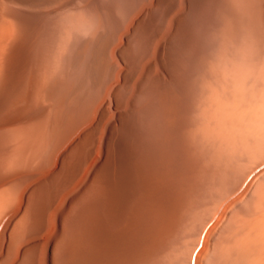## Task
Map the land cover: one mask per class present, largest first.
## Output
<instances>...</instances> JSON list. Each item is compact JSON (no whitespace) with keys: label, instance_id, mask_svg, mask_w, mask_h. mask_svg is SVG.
Returning a JSON list of instances; mask_svg holds the SVG:
<instances>
[{"label":"rangeland","instance_id":"374dc122","mask_svg":"<svg viewBox=\"0 0 264 264\" xmlns=\"http://www.w3.org/2000/svg\"><path fill=\"white\" fill-rule=\"evenodd\" d=\"M0 1H2V0H0ZM4 1V0H3ZM0 2V20H2V19H4L3 17H4V15L3 14H5L4 12L6 11V8H8V4H10V3H8V1H4V2ZM33 1V2H32ZM76 2H77V0H75ZM91 2H93V4H96V2L95 1H97V0H94V1H92V0H90ZM108 1H110V0H108ZM107 0L105 1V0H103V2L104 3H102V1H101V3H100V0L99 1H97V5L96 6H98L99 8H101L102 7V9L105 11V9L107 10L108 8L107 7H109L110 9H114V8H116L117 9V11H119V12H115V9L113 10L114 11V13H116L117 15H115V16H117L118 17V19L120 20H117V17H113L114 19H113V21H112V23L110 24H108V27L109 26H111L112 24H115V23H118V21H119V23L118 24H120L121 23V20H122V17H124V18H126V20H127V22H125L124 20H122L123 22H122V24H124L123 25V27L121 26V28H120V30L122 31H118L119 33L116 35V36H114L113 38L114 39H112V41H113V45L110 47V52H109V50H108V52H109V54L112 56H110L109 55V57L106 55L105 56V58H109L108 59V64L109 63H111L112 64V62H113V64L111 65V69H109V70H113V71H111L112 73L110 74V73H108V69H107V67H109V66H107V63H104V64H106V65H104V67H106V69H105V71L107 70V73L105 72V74L107 75H109L110 76V79L108 78L109 76H107V79H109V80H107L106 81V84H105V88L102 90V95H100V92H97L98 91V89L96 90V91H94L95 92V94H96V92L97 93H99V94H97L96 95V98H95V100L96 101H98V102H96V104H95V100L93 101H89L90 99H87L89 102H87V101H85L86 102V104L84 105L83 104V106L81 107V109H80V115H79V117L80 116H82L83 117V121L85 122H81V124H80V126H82V125H85L87 122V124L86 125H90V123L92 122H94L95 120H93V117H94V114L92 113L93 112V110H95L96 111V109H98L97 111H98V113H95V111H94V113L95 114H97L96 116H95V118L94 119H97L98 117V114L100 113V105H101V103L102 102H100V100H102L103 98H106V100L107 101H109V99L112 97L110 94H111V92L109 93V91L110 90H112V88H113V86H116V84L119 86V87H117V88H119L118 89V91H117V94L119 95V97H118V108H119V110H117V109H115L116 108V104H115V102H114V100H112L113 98H111V101L110 102H112V106L113 107H111V110L113 111H108V113L105 115V116H103V119L100 121V123L98 124V130H97V132H96V137H95V146L96 145H100V140H99V138L101 139V138H103L105 135H107V133H108V130L106 129V126H108V123L109 124H111L112 122H116L117 121V117H118V111L119 112H121V111H123V112H121L122 113V119H121V121L118 123L117 122V127H118V129H117V127H114V131H113V135H115V137H117V136H119V134H127V133H131L134 137H135V139H139L138 141L140 142H138L137 140H133V142L135 143V145L134 144H131L129 147H128V150H126V151H124L126 154L124 155V160L123 159H121V158H119L118 159V161L116 162L117 163V165H115V167H114V174H116V169L118 168V169H120L122 172L121 173H123L124 172V170L127 172L128 171V173H130V172H132V174L130 173V175L129 176H127L126 177V179H125V181H123L122 180V182L120 183V184H118L117 185V187L116 188H114L113 186H112V189H109L110 191H106L105 192V194H104V196L107 198V197H109V199H110V201H112V202H110V201H108L109 199H107V201H106V198H104V200H103V196H102V198H101V200L100 201H97L96 203L98 204V207L100 208V206L99 205H101V207H102V204H104L103 206V208H101V211L100 210H97L96 209V207L93 205V207L91 206L90 207V210L93 212V214L95 215L96 214V216H95V219H96V223H97V220H98V218H99V220H98V223H97V226H96V228H97V234H98V246L99 247H101L102 248V246H103V248L100 250L99 249V247L97 248V253H98V257L101 255V257L103 258V260L104 259H106L105 261H102V258L100 259V258H98V262H99V264L101 263V264H110V263H112V264H115V262L117 263V264H264V0H253V2H252V0H246V1H242V0H222V2H221V0H129L131 3H130V5H129V1L128 0H123V1H121V0H116V1H114V0H112V1H110V3L108 2ZM121 1V2H120ZM134 1V2H133ZM215 1H216V3H215ZM257 1V2H256ZM79 2V3H78ZM77 3L80 5H76L77 7L79 6V7H82L83 8V6H84V3H82L83 1L82 0H80V1H78ZM113 2H116V3H113ZM117 2H119V4H120V6L119 7H121V8H118V5H117ZM126 2V3H125ZM133 2V3H132ZM32 3V4H31ZM33 3H34V5L36 6H34L33 5ZM39 3H41V1H36V0H30L28 3H26L25 5H23V14H24V16L22 17V22H24V27H25V29H27V31H28V29H31L32 27L34 28H36L37 29V31H38V29H39V33L40 34H42L44 31H45V29H46V25H47V20H49L51 17V19H53V22H54V20H55V23H56V21L57 20H59L57 23L58 24H60V25H57V23L55 24V25H57V26H65V27H63L62 29L61 28H59V29H61L62 30V34H60V35H58L59 37H60V39H59V37L57 36V34L59 33L58 31H57V29L58 28H56V34H55V36L56 37H58V38H54V40L56 41H54L53 40V43H54V45H53V43L51 42V44H50V48L52 49L53 47H54V49H55V47H56V50H52L53 52H51V50H49V48H48V52H46V56H45V58H44V61L46 60V61H49V59L47 60L46 59V57H48V58H52V60H53V62H51L50 63V65L53 63V65H54V69L52 70L53 72H52V74L51 73H49V71H47V73L48 74H51V75H54L55 73H57L59 70H60V67H61V65L63 64V61H64V57H65V52H66V49H67V47H69L68 45L71 43V41H72V38L74 37V36H72L71 34H72V31H79L77 34L79 35L81 32L83 33H89L91 30H93V28H94V26H96V25H99L100 27H101V25L98 23V20H97V17L95 16V18H94V16H92V15H88L87 13H85L86 11L84 10V9H86V4H85V6L86 7H84L83 8V10H82V12H84V13H79V11H81L80 10V8L77 10V7H75V5H72V6H69L70 8L72 7H75V8H71V9H67V7L68 6H66V7H62V8H59V9H61V13H58L59 11H55V12H57V16H56V13L53 11V12H51L49 15H47L46 13H47V11H49L48 10V7H46L45 8V5H43V4H39ZM109 3V4H108ZM111 3H113L114 4V6H113V4L111 5ZM136 3V4H135ZM219 3V4H218ZM254 3L256 4V5H254ZM259 3H261V4H259ZM28 4V5H27ZM83 4V6H81ZM100 4H102L101 6H100ZM109 6H108V5ZM123 4V5H122ZM126 4V6L124 7V5ZM133 4H135V5H133ZM214 4H215V6H214ZM220 4H221V6H220ZM222 4H224L223 5V7H222ZM105 7H104V6ZM233 5H234V7H233ZM259 5V6H258ZM113 6V7H112ZM129 6V8L130 7H134L135 8V10L133 9V12H131L129 15H127L126 16V14H127V10L129 9V8H127ZM104 7V8H103ZM213 7H215V8H213ZM219 7V8H218ZM31 8V11H29V9ZM32 8H34V9H32ZM36 8V9H35ZM63 8H64V10H63ZM66 8V9H65ZM222 8V9H221ZM39 9H42V10H40V11H38ZM59 9H57V10H59ZM76 9V11H74ZM120 9H122V11L120 10ZM210 9H214V11L213 10H211L212 12H210ZM218 9V10H217ZM225 9V10H224ZM8 10V9H7ZM37 10V11H36ZM52 10V9H51ZM123 10H125L126 11V14L123 16V14H122V12H123ZM220 10V11H219ZM219 11V12H218ZM222 11H224V16L226 17H224V22H223V20H222V16L223 15H221L222 14ZM225 11H226V14H225ZM28 12H29V14H28ZM37 13V15H36V13ZM121 12V13H120ZM135 12H137V13H135ZM140 12V13H139ZM143 12H145V13H143ZM220 13V15L218 14V13ZM229 12V13H228ZM27 13V14H26ZM35 13V14H34ZM55 13V14H54ZM123 13H125V12H123ZM135 13V14H134ZM143 13V14H142ZM212 14V16H211V14ZM230 13H232V14H230ZM33 14V15H32ZM81 14V15H80ZM87 14L88 16H85V15ZM134 14V15H133ZM141 14V16H139ZM2 15H3V17H2ZM40 15V16H39ZM41 15H42V18H41ZM119 15V16H118ZM231 15V16H230ZM257 15V16H256ZM35 16V17H34ZM45 16V17H44ZM55 16V17H54ZM133 16H134V18L135 17H140V21H139V24H138V29L139 30H137V32H139V33H137L136 32V34L134 35L135 37H136V35H137V37H136V41H135V37L133 36V37H131V40H132V43H131V40H130V44L131 45H133L132 47H131V45H130V56H129V62L131 63L130 64V68H129V71H130V73H129V71H127V73L129 74H127L126 73V75H125V79L124 78H122V76H121V73H120V71H121V69L122 68H126L125 66H126V64L124 63V61L123 60H121V57L117 54V51L116 50H113L114 49V47L115 46H118L119 44H118V42H119V40L120 39H118V37L120 38V36H121V41L123 40L122 39V35L120 34V33H124V32H126L127 30H128V27H127V29L125 28V26H127V24H128V26L130 25V22H132V21H130V19H132L133 18ZM212 18H211V17ZM218 16V19L216 18ZM29 17H30V19H29ZM48 17H49V19H48ZM120 17H121V19H120ZM132 17V18H131ZM208 17H210V18H208ZM219 17H220V19H219ZM228 17V18H227ZM229 17H230V19H229ZM28 18V19H27ZM40 18H41V20L42 21H40ZM57 20H56V19ZM91 20H90V19ZM130 18V19H129ZM257 18V19H256ZM34 19V20H33ZM38 21H37V20ZM50 19V20H51ZM73 19V20H72ZM92 19H94L93 21H92ZM143 19V20H142ZM228 20V22H225V20ZM28 20H30L29 21V23L27 22ZM89 20V21H88ZM96 20H97V22H96ZM116 20H117V22H116ZM210 20H211V23H210ZM221 20V21H220ZM226 20V21H227ZM232 22H231V21ZM239 20L240 21H242L243 23H241L240 22V24H242V36H244V40H243V38H242V40H243V42H241V40L240 41H238L242 36L240 35V38L238 37L239 35H237L236 33H238V30H239V32H240V29H241V26L238 28V26H237V24H239V23H236V22H239ZM76 21H77V24H76ZM205 21L206 22H208V24L211 26H209V25H207V23H205ZM214 21V22H213ZM219 21V22H218ZM33 24H32V23ZM37 22V23H36ZM39 22H41L40 24L43 26H41L40 24H39ZM193 22V23H192ZM221 22H223V23H221ZM230 22V24H229V27L230 28H232L231 29V31H232V33H235V34H231V32L229 31V35L224 39V38H221L220 36H222V28H221V26H223L224 27V23H226L227 24V27H228V23ZM245 22V23H244ZM36 23V24H35ZM71 23H73L72 24V26H73V28H71L72 26H71ZM93 23H96V25L95 24H93ZM213 23V24H212ZM232 23V24H231ZM259 23V24H258ZM38 24V25H37ZM43 24H45V25H43ZM62 24V25H61ZM68 24H70V26H68ZM178 24V25H177ZM206 24V25H205ZM220 24H222L221 26H220ZM234 24H236V26H237V28L236 29H238L237 31H236V29L234 30V27L232 26V25H234ZM239 24V25H240ZM26 25H27V27H26ZM28 25H29V27H28ZM31 25V26H30ZM37 27H36V26ZM94 25V26H93ZM258 25L260 26V28L258 27ZM41 26V27H40ZM93 26V27H92ZM143 26H144V29H143ZM220 26V27H219ZM67 27H69L70 29L69 30H67ZM80 27V28H79ZM204 27H206L207 28V30L204 28ZM210 27V29H208ZM257 27V28H256ZM41 28V29H40ZM77 28V29H76ZM99 28V27H98ZM110 28V27H109ZM124 28V29H123ZM215 28H218L219 29V31H218V29H215ZM225 28H226V25H225ZM64 29H66V30H64ZM91 29V30H90ZM95 29H96V27H95ZM123 29V30H122ZM215 29V30H214ZM61 30H59V31H61ZM87 30H89V31H87ZM125 30V31H124ZM94 31V30H93ZM124 31V32H123ZM200 31V32H199ZM210 31V32H209ZM213 31L215 32V34H217L218 32H220L221 31V35H218L219 37V39L221 38V39H224L225 41H226V46L227 47H232L233 45L231 44L230 46H228V42L230 41V37H232V35H235L234 37H232L233 38V40H235V41H233V42H235V43H237V46H240V47H238V50H237V47H236V52L232 55V57H227L228 56V54H226V52H225V50H224V48L223 47H225V44H224V46H222L220 43H221V41H219L218 39H214L215 41H216V43H215V41H213V37L215 36L214 34H213ZM234 31V32H233ZM71 32V33H70ZM92 32V31H91ZM175 32V33H174ZM204 32V33H203ZM207 33V34H206ZM211 35H210V34ZM84 34V35H85ZM203 34H206L205 36L203 35ZM239 34V33H238ZM244 34V35H243ZM73 35H75L76 36V34L75 33H73ZM77 35V36H78ZM120 35V36H119ZM140 35V36H139ZM173 35V36H172ZM202 35H203V38L204 39H206L207 38V40H204L203 38H202ZM208 35V36H207ZM214 35V36H213ZM224 35H226V34H224ZM223 35V36H224ZM231 35V36H230ZM72 36V38H71V41L69 42V44H67L68 43V41H69V39H70V37ZM80 36H83V35H80ZM79 36V37H80ZM201 36V37H200ZM213 36V37H212ZM237 36V37H236ZM212 37V38H211ZM217 37V36H216ZM225 37V36H224ZM137 38H139V42H138V39ZM202 38V40H199V39H201ZM208 38H210V39H208ZM215 38V37H214ZM236 38H238V40L236 39ZM58 39V40H57ZM197 39V40H196ZM62 40V41H61ZM116 40V41H115ZM208 40H211V41H208ZM237 40V41H236ZM196 41H203V43L202 44H200L199 42H197L196 43ZM114 42H115V44H114ZM136 44H135V43ZM206 42H207V44H206ZM217 42H218V44H220V46H222V48L218 45L217 46ZM238 42L240 43L241 42V45H242V47H241V45H238ZM60 43V45H58ZM121 43V42H120ZM191 43V44H190ZM213 43V44H212ZM214 43H215V45L217 46L216 48H218V49H213L212 47H215L214 46ZM222 43H225L224 41H222ZM230 43V42H229ZM234 43V44H235ZM57 44V45H56ZM117 44V45H116ZM194 44H197V45H195V48H194ZM198 44H199V46H198ZM212 44V46H210ZM62 45V46H61ZM202 45V46H201ZM209 46V47H207V46ZM183 46V47H182ZM191 46H193V48H194V50H193V53L192 52H189L191 49H190V47ZM198 46V47H197ZM198 48V51H197V48ZM208 48V49H205V48ZM220 47V48H219ZM133 48H134V50H133ZM202 48V49H201ZM204 48V49H203ZM171 49V50H170ZM177 49V50H176ZM190 49V50H189ZM215 50V51H213V50ZM232 50H233V48H231ZM231 49H230V51H231ZM59 50V51H58ZM191 50V51H192ZM197 52H196V51ZM218 50V51H217ZM226 50H228V48L226 49ZM86 51V50H85ZM84 51V53L86 54V57H84L85 55H83V52L81 51V59L82 60H85L84 58H87V56H88V51H89V49L87 50V52H85ZM134 51V52H133ZM195 51V52H194ZM209 51V52H208ZM215 53L216 52V54H217V52H221L222 53V55H224V57L222 56V55H220L219 53H218V55H220L221 57H223V58H225V55H226V58H227V60H228V58H229V63L227 62V60H224V64L222 63V65L220 64L221 63V60L222 59H220V57H218V60L216 59H214V64H215V62L216 61H218L219 62V64H217V66H216V64H215V68H217V71L220 73V74H222V76H224L225 78L227 77V79H228V83L227 84H225L224 85V87L225 88H227V89H229V91L228 90H226L227 92L224 94V90H225V88H223V86H221V88H223V91H222V94H223V98L224 99H221V96H222V94H221V91H220V93L218 92V90H219V88H218V86L216 85H213V88H214V86L215 87H217V89L215 88L214 89V91L212 92L211 90H213V89H211L210 87H212L211 85H210V87L209 88H206L205 86V90H203L202 89V91H205L204 93V95H207L206 93H208V96L210 95H212L214 92H215V90H217V92L219 93V95H220V98H219V96L218 95H216L217 94V92L215 93V97H213L212 99H211V97L213 96H209V100L211 99L212 101L210 102L209 100V102H210V105L212 104V102H215V106H217L218 104H219V109L220 110H217V112H218V118L216 117V115L214 114V113H211L213 116L215 115V117H216V122H215V124H214V122L212 121V123L214 124H212L213 126H214V129H213V134L212 135H214V138L212 137V135L210 136V137H212V142H211V140H210V143L209 142H207V143H203V142H206L205 140H206V138L207 137H209L207 134H206V132H205V134H206V136L207 137H205V140L202 138V137H204V135L201 133L202 132V129L200 130V128H202V126L201 125H203V124H201L202 122V118H200V119H202L201 121H199V123L200 124H198V121H196L197 122V127H198V129H199V132H200V134H202L200 137L199 136H197V133L199 134V132H197L196 133V137L198 138H201V140L199 141V138L197 139L194 135H192L191 137H195L196 139H193V138H191V140H192V145H194V146H200L201 144V146L199 147V152L197 151V153H199L200 155H198V156H202V157H206L207 156V158H203L202 159V157H200V162H201V165L203 166V164L205 165L204 167L208 170L209 169V171L211 170V172H209V171H207L206 169L204 170V171H201V173H200V179H198V182L196 183L197 185H196V187H197V189L195 190L194 189V192H195V194H194V196H195V200L193 199L194 198V196H192V198L191 199H189L190 200V202L192 201V199H193V201H194V203H195V205L191 208V207H188L189 206V204H190V206H192L194 203L193 202H191L192 203V205H191V203H189L188 204V206L186 205V207L182 210V212H184L185 211V209H186V211L185 212H188L187 213V215H186V213L184 212V213H182L181 212V217H179L180 218V221H179V219H177L176 217H174L173 215H174V213H173V211L175 210V208H176V202H178L179 201V199H178V196H179V194L181 195V192H182V189H183V187H184V185L182 186V184H186L187 183V181H186V179H189V173L190 172H188L189 171V169H186V167L188 166V163H187V165L185 164L186 162H188V161H186L187 160V153H186V150L185 149H182V146H181V142H182V136H181V133H180V135H179V132H181V127H182V124H180L179 126V130L178 129H176L177 130V134H176V130L174 131V129L175 128H178V124H179V122L180 123H182V120L184 119V114H186L184 111H186L187 110V100H188V92H189V84H190V78H191V72H192V68H193V65H194V63L193 62H195V59L202 53L203 55H207L205 58L207 59L208 58V60H205L204 59V57H203V59L204 60H202L203 62V64H206V65H203V64H201V72L202 71H205L206 70V66L210 63V60L212 59L213 60V56H217V55H215L213 52ZM229 50H228V52H230ZM235 51V50H234ZM116 52V53H115ZM188 52V53H187ZM204 52V53H203ZM213 53L212 55L213 56H211V54L209 55V53ZM53 53H54V57H52V55H53ZM67 53V52H66ZM135 53V54H134ZM187 53V54H186ZM200 53V54H199ZM208 53V54H207ZM232 53V52H231ZM231 53H229L230 54V56H231ZM48 54V55H47ZM59 54V55H58ZM117 54V55H116ZM133 54V55H132ZM192 54V55H191ZM195 54V55H194ZM63 55V56H62ZM132 55V56H131ZM182 55H183V57H182ZM190 55V56H189ZM195 57H194V56ZM202 55V56H203ZM62 56V58L59 60V58ZM119 56V57H118ZM135 56V58H133ZM141 56V57H140ZM180 56V57H179ZM191 56H193L192 58H194L193 60H192V58H191ZM197 56V57H196ZM210 58H209V57ZM84 57V58H83ZM114 57L116 58V61H114L115 59H114ZM182 57V58H181ZM187 57V59H189L188 57H190V61L192 62H189V60L187 61L185 58ZM119 58V59H118ZM181 58V59H180ZM225 58V59H226ZM113 59V60H112ZM134 59V60H133ZM163 59V60H162ZM177 59V60H176ZM182 59H184V63H185V61H187L186 63H187V67L185 68V64L184 63H182ZM62 60V61H61ZM119 60V61H118ZM136 60V61H135ZM162 61V63H163V65L165 66V70L163 69V67H162V65H161V63L160 62H158V61ZM7 61H8V59H7ZM55 61V62H54ZM120 61H122V62H120ZM132 61V62H131ZM145 61H146V63H145ZM148 61H150V62H148ZM151 61H152V63H151ZM156 61V62H155ZM177 61V62H176ZM206 61V62H205ZM223 61V60H222ZM261 61V62H260ZM61 64V65H59V63ZM105 62H106V60H105ZM115 62H119V63H122V65L124 66V67H122V65L120 64V65H118V64H116ZM166 62V63H165ZM188 62H189V64H188ZM209 62V63H208ZM217 62V63H218ZM234 62V63H233ZM242 62V63H241ZM44 63H48V62H44ZM136 63V64H135ZM226 63V64H225ZM231 63V64H230ZM46 64H44V67L45 68H48V67H46ZM49 64V63H48ZM57 64L59 65L58 67H55V66H57ZM136 66V69H135V67L133 66ZM151 64H152V66H151ZM178 64H179V66H178ZM181 64H183V65H181ZM193 64V65H192ZM211 64H213V62L211 63ZM210 64V65H211ZM7 65H8V63H6L5 64V66L7 67ZM50 65H47V66H50ZM115 65H117V67L119 66H121L122 68H115L116 66ZM133 67H132V66ZM150 65V66H149ZM176 65H177V68H176ZM192 65V66H191ZM226 65V66H225ZM175 66V67H174ZM189 66L191 67L190 69H189ZM213 66V65H212ZM222 66V67H221ZM114 69H113V68ZM132 67V68H131ZM150 67V68H149ZM176 69H174V68ZM181 67H184V68H182L181 69ZM203 67H204V69H203ZM208 67H210L209 65H208ZM52 68V65L50 66V69ZM134 68V69H133ZM138 68V69H137ZM158 69L157 71H156V69ZM178 68L180 69V70H182V71H177L178 70ZM227 68V69H226ZM229 68V69H228ZM152 69V70H151ZM188 72V74H187V72L185 71V70ZM7 70V69H6ZM25 70V69H24ZM46 70V69H45ZM48 70V69H47ZM115 70V71H114ZM116 70H117V72H116ZM118 70H120V71H118ZM134 70V71H133ZM208 70V71H207ZM206 71H207V73H205L206 74V77L207 78H209V76H207V74L208 75H211L212 77H210V81H212V84H213V80H211L213 77H214V79L216 78L215 77V74H212V73H214V72H211L210 70H209V68L207 69ZM232 70V71H231ZM133 71V72H132ZM137 71V72H136ZM150 71V72H149ZM172 71H176V72H172ZM213 71V70H212ZM215 71V70H214ZM217 71H215V72H217ZM223 71V72H222ZM157 72V73H156ZM182 72V73H181ZM186 72V74L185 75H183L184 73ZM208 72H210V74L208 73ZM232 72H233V74H232ZM114 73V74H113ZM133 73V74H132ZM135 73H137V74H135ZM152 73V74H151ZM154 73H156L157 74V76L154 74ZM163 73H165L164 75H163ZM169 73V74H168ZM112 74H113V78H111V76H112ZM116 74L118 75V77H116V79H118V81L115 79V76H116ZM172 74V75H171ZM176 74V75H175ZM205 74L203 75V73H202V75L205 77ZM218 74V73H217ZM220 74H218L219 76H220ZM106 75H105V77H106ZM145 75H147L148 77L146 78V76ZM149 75H150V78H149ZM165 75L167 76V79H166V77H165ZM170 75V76H169ZM179 77H178V76ZM214 75V76H213ZM217 75V76H218ZM233 75V76H232ZM119 76H120V79H119ZM127 76H128V78H127ZM132 76H133V79H131L132 78ZM137 76V77H136ZM163 76V77H162ZM185 76V77H184ZM187 76V77H186ZM202 76V77H203ZM217 77V78H219L220 79V81H221V78L220 77ZM137 78V80L135 81V78ZM144 77V78H143ZM162 77V78H161ZM168 77H169V81H168ZM177 77V78H176ZM182 77V78H181ZM190 77V78H189ZM148 78L150 79V81L148 80ZM156 79V80H153V79ZM160 78V79H159ZM179 78H181V79H179ZM186 80H185V79ZM223 78V77H222ZM224 78V79H225ZM112 79H114V80H112ZM128 79V80H127ZM166 79V80H165ZM176 79L177 80H182V79H184V80H182V81H185V82H182V81H176ZM227 79H226V81L225 82H227ZM121 82H120V81ZM125 80V81H124ZM143 82H142V81ZM173 82H172V81ZM189 82H188V81ZM196 80H198V81H196V85L198 86V88H197V91H196V89L195 90H193L194 89V87L196 88V85L193 87V89H192V92H191V98L192 99H194V100H196L197 98H199V100L197 101L198 103H199V105H202V103H201V97H203V99L205 98V96H201V94L202 93H200V95H199V97H197L198 95H197V93L198 92H200V84L201 83H203V82H200V80H203V78H198V79H196ZM205 80L207 81V79L205 78ZM205 80H203V81H205ZM110 81V82H109ZM127 81V82H126ZM138 81V82H137ZM140 81H141V83H140ZM144 81H146V82H144ZM152 81H154V82H152ZM155 81H157V82H155ZM160 83H159V82ZM163 81V82H162ZM216 81V80H215ZM214 81V84L216 83ZM217 81H218V79H217ZM222 81H223V79H222ZM223 81V82H224ZM111 84H109V83ZM112 82H117L115 85L113 84V86H112ZM135 82H136V84H135ZM150 82V83H149ZM175 82H176V84H175ZM182 82V84H180ZM188 82V83H187ZM222 82V83H223ZM224 82V83H225ZM127 83H129L130 85H129V87H128V84ZM145 83V84H144ZM148 83V84H147ZM163 83V84H162ZM165 83V84H164ZM167 83V84H166ZM171 83H173V85L175 84V86H174V88L175 87H179L178 89L177 88H173V86H172V89H174V91L175 90H178V92L176 91V93H179L178 95H181V93H185V94H183V96H178L179 98H180V100L178 99H176V102L178 103V101H180L179 103H180V105H179V103L176 105L175 103V101H173L174 102V104L176 105V107L178 106V108H180V106H181V108H182V112L179 110V114L178 115H176V116H178V117H174L175 119L177 118V120H178V118L180 117L179 115H181L180 113H182V115H181V117L179 118L180 120H179V122L177 121V120H173V122L171 123V126L172 125H174L175 127H170L169 126V123H168V126H169V128H168V126L165 128L166 130H165V132H164V130H163V132L164 133H166L167 134V132H168V129H169V133L171 132V129H172V131H174V132H172V135H173V133L174 134H176V135H174V137L175 136H177V140L171 135V133H170V139H169V137L167 136L166 137V139L168 138L169 140H171V141H177V142H179V143H177V142H174V143H177V145H179L178 147H177V145L176 144H172L171 145V143H173V142H171V141H169L168 139L166 140V142L168 141V142H170V146L169 147H167V148H165V149H167L166 151H168V152H166V154H167V156L166 155H163V156H161V152H159L160 150H162L161 148H163V147H161V146H163V145H161L162 144V142H163V144H165L166 146H167V143L164 141L165 139V135L166 134H163V132H160V131H162V129L163 128H160V130H159V127L160 126H163L164 125V120H163V116L161 115V113L159 112L160 110H161V108H160V106L161 105H159V100L157 99L156 100V98H161V94H159L160 93V91L159 90H165V89H169V90H165V91H162L161 93L166 97V94H164V93H167V91H169L170 92V94H171V92H174V91H170L171 90V86H170V84ZM179 83V84H178ZM187 84L188 85V88H187V85H186V88H185V85L184 84ZM195 83V82H194ZM198 83H200V84H198ZM221 82H220V85L222 84ZM154 84H156V85H154ZM160 86H159V85ZM210 84V83H209ZM111 88V89H108V86ZM126 85L127 87H128V89L126 88V86H125V89H124V86ZM131 85H133V87L131 86ZM135 85V86H134ZM142 85V86H141ZM148 85V87L150 88H148V87H146ZM149 85H152V86H149ZM155 87H154V86ZM167 87H165V86ZM168 85H169V87H168ZM172 85V84H171ZM182 85V86H181ZM184 85V86H183ZM202 85V84H201ZM223 85V84H222ZM227 85V86H226ZM123 87L122 89H121V87ZM139 86V87H138ZM141 86V87H140ZM209 86V85H208ZM106 87H107V89H108V93H106L107 91H106ZM136 89H135V88ZM163 87V88H162ZM145 88H147L146 90H147V93H149V94H147L145 91ZM158 90H157V89ZM161 88V89H160ZM220 88V89H221ZM3 89L4 90H1V92H0V108L1 107H3L5 110H7L8 109V104L9 103H7L8 101L10 102V100H11V95H13V93H11V92H9L10 91V89H8V87H6V86H3ZM8 91H7V90ZM130 89L132 90V91H134V96L133 95H129V93H132L131 91H130ZM145 91H144V90ZM158 91V94H156V90ZM188 89V90H187ZM206 89H208L207 91H206ZM129 90V91H128ZM136 90H138V91H136ZM141 92H140V91ZM153 90V91H152ZM181 90H182V92H181ZM185 90H186V92H185ZM222 90V89H221ZM3 91V92H2ZM121 91H123V93L121 92ZM124 91H125V93H124ZM150 91V92H149ZM156 91V92H155ZM197 92V93H194V92ZM8 92V93H7ZM120 92V93H119ZM143 92V93H142ZM169 92H168V94H169ZM1 93H2V95H1ZM10 93V94H9ZM139 93H140V100L138 99L139 97H138V95H139ZM141 93H142V95H141ZM151 93V94H150ZM212 93V94H211ZM3 94H5L6 96H3ZM108 94V95H107ZM125 94H126V97H125ZM133 94V93H132ZM137 94V95H136ZM145 94H146V96H145ZM154 95V97H153V95ZM169 94V95H170ZM173 94H175V92L173 93ZM187 94V95H186ZM196 94V97L197 98H194V95ZM229 96H228V95ZM242 94V95H241ZM103 95H106V97H104ZM122 95V96H121ZM158 95L160 96V97H158ZM169 95L166 97V100L167 99H171V98H168L169 97ZM240 95V96H239ZM98 96V97H97ZM102 96H103V98H102ZM128 96L130 97V98H128ZM187 98H186V97ZM193 96V97H192ZM108 97H109V99H108ZM122 99H121V98ZM134 97V98H133ZM138 97V98H137ZM144 97V98H143ZM149 97H151V98H149V99H152L154 102H151L152 100H149L148 98ZM175 97H177L176 95H175ZM175 97H173V99H175ZM181 97L183 98V99H181ZM207 97V96H206ZM230 97V98H229ZM2 98H5L4 100H2ZM8 98H10V99H8ZM136 98H137V100L138 101H140V102H142V104L140 103V102H136L137 100H136ZM155 98V99H154ZM201 98V99H200ZM8 99V100H7ZM99 99V100H98ZM124 99V100H123ZM132 99H134V100H132ZM120 100V101H119ZM125 100L127 101V102H125ZM146 100H147V104L146 105H143L144 103H146ZM193 100V101H194ZM6 101V102H5ZM103 101V100H102ZM122 101H124V102H122ZM134 102V104H133V102ZM169 101V100H168ZM167 101V102H168ZM204 101H205V99H204ZM203 101V102H204ZM207 101V100H206ZM131 102V103H130ZM156 102V103H155ZM157 102H158V104H157ZM160 102H161V99H160ZM171 102H172V100H171ZM197 102L195 101L194 102V105L195 106H197L198 104H197ZM2 103V104H1ZM3 103H5L4 105H3ZM94 103V104H93ZM100 103V104H99ZM122 104V106H121V104ZM129 103V104H128ZM137 103H138V105H137ZM150 103V104H149ZM183 103H184V105H183ZM201 103V104H200ZM98 104H99V107H97L98 106ZM115 104V105H114ZM126 104H128V106L126 105ZM138 106H136V105ZM161 104V103H160ZM205 104H207V106H206V109H204V107H205ZM205 104H203L202 106H200V107H202L201 108V112H202V110H206V111H203V112H205L204 114H207V118H209V115H208V104L209 103H205ZM91 105V106H90ZM96 105V106H95ZM135 105V106H134ZM139 105H143L142 107H144V106H148L147 107V109H146V107H144V108H142V107H140ZM150 105V106H149ZM151 105H153V106H151ZM156 105H158V107L157 108H159L158 110H157V108H156ZM198 105V106H199ZM223 105V106H222ZM4 106H6V107H4ZM92 107V106H95V107H97L96 109H94L95 107H93L92 109L93 110H91L90 111V108H88V107ZM121 106V107H120ZM127 107V110H125L126 109V107ZM131 106H132V108L133 107H135V108H131ZM184 106V107H183ZM195 106H194V114H192V117L193 116H195V115H198V114H196V113H199L200 112V109H195ZM196 107V108H199V107ZM212 106H214V105H212ZM221 106V107H220ZM229 106V107H228ZM85 107V108H84ZM125 109H124V108ZM139 107L140 108H142V110H140L139 109ZM185 107H186V109H185ZM86 108H88L89 109V111L86 109ZM122 108H123V110H122ZM131 108V110H132V112L131 111H129V109ZM137 108H138V110H137ZM154 110H153V109ZM183 108H184V111H183ZM222 108V109H221ZM227 108V109H226ZM2 110V108H1V110H0V112L2 113V115L0 114V116L4 119H0V127H1V129H3L4 130V133L3 134H7L8 135V137H10L9 136V134L8 133H10L11 131H10V126L9 125H11V126H18L19 125V122H18V120H17V118H16V116L14 115V113H12V112H7V111H5V110ZM144 109V110H143ZM151 109V110H150ZM211 109V108H210ZM210 109H209V111H210ZM217 108H215L214 107V110H216ZM236 109V110H235ZM83 110H85V111H83ZM137 110V111H136ZM139 110H140V112H139ZM213 109H211V111L210 112H213L212 111ZM4 111L6 112V113H8L11 117H9V115H7V114H5L4 113ZM82 111V112H81ZM87 111V112H86ZM96 111V112H97ZM116 111V112H115ZM133 111H134V113H133ZM147 111V112H146ZM150 111V112H149ZM152 111H154V112H152ZM197 111V112H196ZM83 112H85V114L87 113L88 114V112H91L90 114H89V116L87 117V115L85 116L84 115V113ZM109 112H111L112 113V117H111V113H109ZM115 112V113H114ZM139 113V117L137 118V116H138V114L137 113ZM157 112V113H156ZM158 112H159V114H158ZM220 112V113H219ZM236 112V113H235ZM11 113H12V115H13V118H12V115H11ZM81 113H83V115L81 114ZM116 114V115H114V114ZM148 113H150V114H148ZM184 113V114H183ZM129 114V115H128ZM137 114V115H136ZM147 114V115H146ZM154 114V115H153ZM204 114H199V116L201 115H204ZM5 115V116H4ZM109 115V116H108ZM128 115V116H127ZM135 115V116H134ZM153 115V116H152ZM158 115H160V117L162 118V119H160V117H157ZM229 115V116H228ZM8 116V117H7ZM87 117V118H89V119H84L85 117ZM131 116H133V119H132V117ZM152 116V117H151ZM155 116H156V118H155ZM183 116V117H182ZM211 116V115H210ZM111 117V118H110ZM135 117V118H134ZM151 117V119H149ZM153 117L155 118V119H153ZM202 117H204V116H202ZM212 117V116H211ZM9 118H11L12 120H10ZM81 118V117H80ZM116 118V119H115ZM146 118H147V120H146ZM173 118V119H174ZM198 118V117H197ZM110 119H112V121L110 120ZM130 119V120H129ZM160 119V120H159ZM199 119V118H198ZM199 119V120H200ZM227 119V120H226ZM7 120V121H6ZM89 120V121H88ZM93 120V121H92ZM106 120H107V122H106ZM125 120V121H124ZM152 120V121H151ZM153 120H155V121H153ZM193 120H194V118H193ZM195 120H196V116H195ZM207 120V119H206ZM211 120H214V118L212 117V119L211 118H209V121H211ZM5 124H3L2 122ZM13 121V122H12ZM87 121V122H86ZM110 121V122H109ZM138 121V122H137ZM151 123H150V122ZM160 121V122H159ZM175 121H177V122H175ZM204 121V120H203ZM209 121H206V122H209ZM127 122V123H126ZM130 122V123H129ZM158 122V123H157ZM194 123H196L195 121H193ZM205 122V121H204ZM205 122V123H206ZM7 123V124H6ZM15 123V124H14ZM17 123H18V125H17ZM84 123V124H83ZM91 123V124H92ZM103 123H107L106 125L105 124H103ZM132 123V124H131ZM138 123H140V125L141 126H139V125H137ZM142 123V124H141ZM144 123V124H143ZM148 125H147V124ZM155 123V124H154ZM161 123H163V125H161ZM177 123V124H176ZM9 124V125H8ZM131 124V125H130ZM211 124L209 125V126H211ZM3 125V126H2ZM103 125H105V126H103ZM136 125V126H135ZM157 125V127H154V126H156ZM193 125H195V124H193ZM206 125H208V124H206ZM4 126H7V127H9L10 129L8 130V133L6 132L7 130H5V129H7V127L5 128ZM42 126H44V125H42ZM41 126V127H42ZM115 126H116V124H115ZM127 126H128V128H127ZM137 126H138V128H137ZM177 126V127H176ZM196 126V125H195ZM194 126V129L197 131V128ZM204 126V125H203ZM12 127V128H13ZM102 127H103V130L104 131H102L101 129H102ZM121 127H122V129L123 130H125V131H123L122 129H121ZM143 127V128H142ZM144 127H145V129H144ZM148 127L149 128H153L154 127V129H152L153 131H152V139H156V141H154L153 140V142H152V149H149V153H148V151H146V149H144L146 152H143L141 149H143V146H141L140 144H142L141 143V140H140V138L139 137H143V135H144V133L145 132H147L146 130L148 129ZM200 127V128H199ZM218 127V128H217ZM5 128V129H4ZM17 128H20V126H18ZM16 128V129H17ZM42 128H44V127H42ZM133 128V129H132ZM137 128V129H136ZM141 128V129H140ZM147 128V129H146ZM156 128L158 129L157 131H156ZM208 128V127H207ZM15 128H13V130H14ZM15 129V130H16ZM40 129L41 128H39V130H38V132L40 131ZM136 129V130H135ZM142 129H143V132L144 133H142L141 131H142ZM211 129V128H210ZM12 130V129H11ZM21 130H22V128H20V131H18L19 133L21 132ZM44 131H45V129H43ZM118 132H116V131ZM135 130V131H134ZM138 130V131H137ZM194 130V132H193V134L196 132ZM207 130V129H206ZM229 130V131H228ZM2 131V130H1ZM0 131V132H1ZM17 131V130H16ZM47 131H49V130H47ZM167 131V132H166ZM210 131H212V130H210ZM209 131V132H210ZM24 132V131H23ZM23 132H22V135H20L21 137H23ZM38 132H36V133H38ZM41 134H42V136L44 137V139H43V137H41L40 136V138H42V141L43 140H45L46 139V141L48 142V140H47V136H48V139H49V132H46L45 133V136L43 135L44 133H43V131L41 130ZM100 132V133H99ZM101 132H103L102 134H101ZM105 132V133H104ZM134 132V133H133ZM139 132V133H138ZM208 132V131H207ZM1 133V134H2ZM17 133V132H16ZM138 135H137V134ZM140 133H141V135H140ZM155 133V134H154ZM224 133V134H223ZM14 134V135H13ZM40 134V135H41ZM101 134V137L99 136ZM104 134V135H103ZM117 134V135H116ZM146 134V133H145ZM158 134V135H157ZM160 134H163V135H160ZM199 134V135H200ZM11 139L14 137V136H16V139H22L23 140V138H21L20 136H19V134H15V133H13V131L11 132ZM98 135V136H97ZM154 135V136H153ZM6 136V135H5ZM157 136H163V137H161V138H159V139H163V141L160 143L159 141V139L157 140ZM179 136V137H178ZM216 136V137H215ZM3 137H4V135H3ZM18 137V138H17ZM99 137V138H98ZM155 137H157V138H155ZM209 137V138H210ZM15 138V137H14ZM10 139V141L9 142H11V141H13V142H11L10 144V147L11 148H8V149H6V151L4 152V154H2V156L0 157V161H2V162H0V264H78V262H77V259H75L76 257H74V254L73 253H71V252H73L72 250H71V247H72V244H73V242H74V240L76 239V238H74V237H77V232H78V230H77V228H76V226L74 225V224H71L70 222H68L66 219H64L63 220V222L62 223H64L62 226H63V230H62V228H61V231H60V233L56 236V238L53 240V242H52V244L50 245V247L49 248H47L46 246H47V244H48V240L50 239V240H52L53 238H54V236H55V234H54V231H53V225L51 226V225H48V224H53V223H51V221L49 222V219H51V215H50V213H52V212H54L55 210H53V208H57L59 205H60V199H62L63 198V194H65V192L67 193L68 191H70L71 190V188L73 187V184H75L76 183V180L78 181L79 180V178L83 175V172H84V170H85V168L87 167L88 168V162H85V164L83 163V160H81V159H83V153L82 152H77L78 150H73L72 152H71V154H70V156H69V159H71L70 160V166H69V168L68 169H66L65 167H63V169H64V174L62 175V177L61 176H56L55 177V181H56V183H58V188H59V193L57 194V196H56V199H54L53 198V196L52 195H50V193L49 192H47L48 191V189H47V185L46 186H42V187H39V189H40V194H39V196L38 197H34V190H35V186H33V185H31L30 187H27V188H25V190H24V184H22L21 185V182L22 183H24L23 182V176H22V174H23V172H24V169H23V167L25 166V165H23V163H24V160H23V162L21 161L22 160V158L27 154V153H23L22 151H19L18 150V148L20 149V147H12V145H13V143L14 144H17V140L16 139ZM38 138H39V136H38ZM171 138H173V139H171ZM0 139H2V135H1V137H0ZM4 139V141H6V143H3V145L5 144V147L6 146H8V144H7V140L6 139H8V138H6V137H4L3 138ZM175 139V140H174ZM181 139V140H180ZM208 139V138H207ZM38 140H40L41 141V139H36V143L33 141V144L31 145V146H33L34 144V146L37 148V147H39V146H41V148H39L38 150H35V151H33V152H31V154L28 152V154H30V156L28 155V156H26V159L28 160L29 158V160L31 161V158H32V160L34 159L33 158V156L35 155V157L37 156V154H38V152H39V150H40V152H41V150H42V152L44 151V148H45V146H44V143H42V142H37ZM194 140L196 141V143L194 142ZM204 140V141H203ZM209 140V139H208ZM207 140V141H208ZM21 141V140H20ZM19 141V142H20ZM199 141V142H198ZM201 141H203V142H201ZM8 142V143H9ZM16 142V143H15ZM18 142V143H19ZM23 141H21L20 143H22ZM99 142V143H98ZM132 142V143H133ZM156 144H155V143ZM158 142V143H157ZM197 142H198V144H197ZM19 143V144H20ZM46 143V142H45ZM137 143V144H136ZM160 143V146L158 145ZM201 143V144H200ZM213 143V144H212ZM0 144H1V141H0ZM18 144V145H19ZM37 144V145H36ZM200 144V145H199ZM211 144V145H210ZM3 145H0V146H3ZM22 144H20V146H21ZM138 145H140V146H138ZM156 145H157V147H156ZM174 145V146H173ZM183 145V144H182ZM206 145H209V146H206ZM34 146L32 147V149H34ZM138 146V147H137ZM155 146V147H154ZM203 146V147H202ZM205 146V147H204ZM4 147V146H3ZM44 147V148H43ZM140 147H141V149H140ZM158 147L160 148V150L158 149ZM165 147V146H164ZM198 147H195V149L197 148L198 149ZM7 148V147H6ZM12 148H15V149H17L16 150V153L18 154H16L15 153V155H14V153L13 152H15V150H13ZM22 148V147H21ZM35 148V149H36ZM97 148V146L95 147V149L93 150V157H96L97 156V154H95V153H98V148ZM133 148H135V149H133ZM169 148H171L172 150H170ZM176 148V149H175ZM181 149L180 151L182 152V150H183V153H184V156H183V153H181L179 150H177V149ZM208 148V149H207ZM10 149H12L13 150V152H11L12 150H10ZM32 149L30 148V150L32 151ZM142 151L143 153V155H141L140 153H141V151H140V153H139V151ZM156 149H158V150H156ZM203 150V153L204 152H208L207 154H202L201 153V151ZM207 149V150H206ZM210 149V150H209ZM20 150H22V149H20ZM96 150H97V152H96ZM129 150H131V152L129 151ZM153 150L154 152H151V151ZM164 150V149H163ZM178 152H177V151ZM206 150V151H205ZM8 151L10 152V155H11V157H9L10 155H8L9 153H8ZM19 151V152H18ZM137 151V152H136ZM159 153H158V152ZM176 153L177 152V154H176V156L178 155V153H179V159H180V161L179 160H177L178 158V156L176 157V156H172L173 154L171 153ZM176 151V152H175ZM20 152H22V153H20ZM39 152V153H40ZM130 152V153H129ZM158 153V155H157V153ZM210 152V153H209ZM32 153L34 154L33 156H31L32 155ZM77 153V154H76ZM128 153V154H127ZM145 153H148V154H146L145 155ZM151 153V156L149 155ZM168 153H169V155H170V158L172 157V159L173 160H171L170 158H169V156H168ZM181 153V154H180ZM21 154V155H20ZM23 154H25L24 156H23ZM138 154L140 155V156H138ZM163 154H165L164 152H163ZM202 154V155H201ZM22 156V158H19L20 156ZM79 155V156H78ZM81 155V156H80ZM96 155V156H95ZM134 155V156H133ZM154 155V156H153ZM204 155H206V156H204ZM39 156V155H38ZM132 158H131V157ZM143 158H142V157ZM148 156L150 157V158H152V159H154L153 161H151L150 160V158H148ZM158 158V159H160L159 157H165L164 159H162V161H160V162H163V163H165L166 162V158H169V159H167V162H168V164H167V166L166 167H169L170 168V166L172 167L171 168V170L169 171V169H165V165H163V164H158V162L159 161H157L158 159L156 158V157ZM180 156H182L181 158H180ZM7 158V157H9L8 159H5V158ZM27 157H29V158H27ZM79 157V158H78ZM134 157V158H133ZM137 157H139L138 159H137ZM173 157H175V158H173ZM3 158H4V160H3ZM38 157H36L34 160H33V162L37 159ZM76 158H78V160L76 159ZM136 158V159H135ZM141 158L142 159H144V160H142V162L140 163V161H141ZM182 158H184V159H182ZM80 159V160H79ZM133 159V160H132ZM148 159L150 160V162L148 161ZM176 159V160H175ZM205 159V161H203ZM206 159L209 161H207L206 162ZM27 160H25L26 162L24 163V164H28V163H33V162H30L29 160L27 161ZM74 160V161H73ZM123 160V161H122ZM127 160H129V161H127ZM130 160H131V162H130ZM135 160H137V161H135ZM140 160V161H139ZM156 160V161H155ZM164 160V161H163ZM171 160V161H170ZM174 160H175V163H176V161L178 162L177 164H179V162L181 163V165L179 164V165H175L173 162H174ZM186 161V162H185ZM127 162H129V163H127ZM134 162H139L138 163V165L136 164V163H134ZM171 162H172V164H171ZM183 162H185V163H183ZM203 162H205V163H203ZM78 163H79V165H78ZM182 163H183V165L185 166V170L186 171H184V170H182L183 169V167L184 166H182ZM208 163V164H207ZM130 164V165H129ZM137 166H139V167H137ZM209 164H211L210 166L212 167V168H210L209 167ZM21 165H23V166H21ZM85 165V166H84ZM119 165V166H118ZM121 165V166H120ZM123 165V166H122ZM136 166V167H134V166ZM145 165V166H144ZM149 165H151L153 168H155V169H150V170H148L150 167H149ZM156 165H158V166H160V165H163V167L161 166V167H158L157 166V168H156ZM174 165V166H173ZM208 165V166H207ZM146 166H148V167H146ZM176 166V167H175ZM180 166V169L179 168H177V167H179ZM84 167V168H83ZM142 167H143V169L146 171H142L141 169H142ZM145 167V168H144ZM209 167V168H208ZM22 168V170H20ZM86 168V169H87ZM129 168H130V170H129ZM135 168H136V170H137V172H138V175L137 174H135ZM138 168V169H137ZM66 169V170H65ZM70 169V170H69ZM128 169V170H127ZM166 170V171H168V173H170V176H171V178H173V175H174V177H175V174L176 173H174L173 172V170L172 169H179L178 171H180V172H178V171H176L177 173H180V174H182L181 176H180V174H177V177H175V179L173 178V181H172V179L171 178H169L168 176L166 177V175H169L168 173H166L165 175L163 174V170ZM224 169V170H223ZM80 170V171H79ZM116 170V171H115ZM153 170V171H152ZM156 170L158 171H163L161 174L159 173V174H157L158 172H156ZM174 170V171H175ZM188 170V171H187ZM73 171V172H72ZM77 171V172H76ZM142 171V172H141ZM150 171L152 172V174L153 175H151L150 174ZM172 171V172H171ZM184 171V172H183ZM7 172V173H6ZM17 172H18V174H17ZM22 172V173H21ZM67 172V173H66ZM202 172H204V173H202ZM205 172H209L208 174L207 173H205ZM16 173V174H15ZM71 173V174H70ZM127 173V174H128ZM140 173V174H139ZM145 173V174H144ZM155 173L157 174V175H155ZM172 173H174L173 175H171ZM188 174V178L186 177V176H184L186 179H184L183 178V175H185V174ZM79 174V175H78ZM151 175V176H154V177H151V176H149V175ZM162 174L167 178V180H168V182L166 183V182H164V186H168V184L170 185V187H171V189H172V192H171V190H170V188H169V186L168 187H160V186H163V184L162 185H160V186H156V184L157 185H159V184H161V181H160V179H161V176H162ZM205 174H207V175H205ZM10 175V176H9ZM12 175H13V177H12ZM19 175H21V176H19ZM68 175V176H67ZM72 175H74V176H72ZM139 175H141V176H139ZM148 175V176H147ZM159 175H161L160 177H159ZM6 176H8V177H6ZM65 176V177H64ZM72 176V177H71ZM77 176V177H76ZM134 176H135V178H137V179H134ZM156 176H158L159 177V179L158 180H155V177ZM164 176H162V181L163 180H165L166 181V179H165V177ZM205 176H207V178H205ZM215 176V177H214ZM6 177V178H5ZM12 177V178H11ZM17 177V178H16ZM20 177H22V178H20ZM44 177L46 178L47 176H45L44 175ZM44 177L42 176L41 178L42 179H44ZM59 177V178H58ZM64 177V178H63ZM140 177V178H139ZM150 177V178H149ZM201 177H202V179H201ZM204 177V178H203ZM5 178V179H4ZM16 179V180H18V182L16 183V186L14 185L15 183L14 182H12V180H14V179ZM19 178H20V180H19ZM66 178V179H65ZM72 178V179H71ZM73 178H76V180L75 179H73ZM141 178H143V179H141ZM154 179L156 182H158V181H160V183L158 182V183H156L155 182V184H154V181L152 180V179ZM183 179V180H180V179ZM12 179V180H11ZM41 179V180H42ZM61 179V180H60ZM138 179H139V181H138ZM149 179V180H148ZM177 179L178 180H180V181H182V182H184V183H182V182H179L178 183V181H177ZM207 179V180H206ZM4 180V181H3ZM9 180H11V182H8ZM60 180V181H59ZM68 180H70V181H68ZM74 180V182H72ZM145 180H146V182H145ZM147 180H148V182H147ZM151 180V181H150ZM15 181V180H14ZM141 181H142V184H141ZM150 181V182H149ZM170 181H172V182H170ZM175 181H177L176 183H178L179 185H180V190H178L179 188H177V189H175L176 188V185H178V184H176V183H174ZM140 182V183H139ZM144 182H145V184L147 183V184H150L151 183V185H148V187L150 186L151 187V189H149L148 187H146L147 185H144ZM172 183H174V184H172V186H171V184ZM186 182V183H185ZM200 182V185H203L201 188L202 189H200V185L198 184ZM203 182V183H202ZM204 182H206V183H204ZM60 183H62V184H60ZM63 183H67V185L66 186H64V188L62 187L64 184ZM69 183H71V186H70V184ZM166 183V184H165ZM202 183V184H201ZM122 184V185H121ZM139 184H141L143 187H141V185H139ZM153 184L155 185V186H153ZM135 185H137V186H135ZM173 185L175 186V188L173 187ZM178 185V186H179ZM139 186V187H138ZM156 187L157 189H153V187ZM177 186V187H178ZM122 187V188H121ZM141 187V188H140ZM144 187H146L147 189H149V190H152V191H149L148 192V190L147 189H145ZM159 187L161 188V189H159ZM182 187V188H181ZM199 187V188H198ZM22 190H21V189ZM32 188V189H31ZM34 188V189H33ZM42 188V189H41ZM144 188V189H143ZM169 188V189H168ZM174 188V189H173ZM28 189V190H27ZM61 189H63V190H61ZM113 189H115V191L113 190ZM122 189V191H120ZM138 189V190H137ZM141 189H142V191L144 192H142L141 191ZM159 189V190H158ZM165 189V190H164ZM23 190H24V192H23ZM31 190H33V193H32V191ZM43 190V191H42ZM120 191L121 193L119 194V192H116V191ZM137 190V191H136ZM155 191V193L157 192V193H159V192H161L162 194H163V192L165 191V193L162 195L161 193H159V196H157L156 197V195H158V194H155L154 193V191ZM161 190V191H160ZM175 190V191H174ZM22 191V192H21ZM27 191V192H26ZM61 191H62V194H61ZM177 191H179L178 193H177ZM200 191V192H199ZM228 191V192H227ZM230 191V192H229ZM110 192V193H109ZM114 192H116L115 194H114ZM143 194H142V193ZM146 192V193H145ZM170 192V193H169ZM177 193L176 195L174 194V193ZM226 192L227 193H229L228 195L226 194ZM24 193V194H23ZM30 193V194H29ZM49 193V194H48ZM109 193V194H108ZM118 193V194H117ZM147 193H148V196H143L144 194H146L147 195ZM168 193V194H167ZM172 193H173V195H172ZM199 193V194H198ZM21 194H23L22 196H24V198L22 197L21 198ZM29 194V195H28ZM45 194V195H44ZM138 194V195H137ZM149 194H152V197H153V199H154V201H152V199H150V198H152ZM171 194V195H170ZM28 195V196H27ZM47 195V196H46ZM58 195H59V197H58ZM66 195V194H65ZM140 195V197H137V196H139ZM142 195V196H141ZM155 195V196H154ZM161 195H162V197H161ZM193 195V194H192ZM51 196V197H50ZM114 196H115V198H114ZM140 198L139 200H141L142 199V197H143V199H144V197L146 198V199H144V201H143V199L141 200V201H138V199L136 198ZM169 196V197H168ZM174 196H176L175 197V199L173 198L172 199V197H174ZM198 197V199H197V197ZM225 196V197H224ZM227 196H229V197H227ZM43 197V198H42ZM45 197V198H44ZM116 197H118V198H116ZM154 197H156V198H158V200H156V198H154ZM159 197H161L160 199H159ZM223 197V198H222ZM230 197H232V198H230ZM28 198V199H27ZM35 198V199H34ZM47 198V199H46ZM52 199L53 198V200H50V199ZM133 198V199H132ZM179 198H180V196H179ZM227 200V198H230L229 200H230V204H226L227 206H228V209H227V206L225 205V204H223V208H226L227 209V211L224 213V216H222V219H219L218 220V218H216V217H214L215 215H218V210L220 211L221 210V205H222V203L224 202V203H226L225 201V199ZM38 199V200H37ZM49 199V200H48ZM57 199H58V201H57ZM121 200V201H116V200ZM224 199V200H223ZM27 200H29V201H27ZM36 200L37 201H39V202H36ZM42 200L43 201H45V202H42ZM149 200H151L153 203L151 204L152 205V207L149 205V203H151V201L149 202ZM198 200V201H197ZM218 200L220 201V203L218 202ZM222 200V201H221ZM228 200V201H229ZM23 201H25V202H23ZM34 203H33V202ZM50 201V202H49ZM53 201V202H52ZM56 201V202H55ZM103 201V202H102ZM106 201V202H105ZM115 201L117 202V203H115ZM143 201V202H142ZM146 201V203L145 204H147V205H145L144 204V202ZM156 201H157V203H156ZM196 201V202H195ZM227 201V202H228ZM23 202V203H22ZM27 202H29V205L27 204ZM38 204H36V203ZM42 202V203H41ZM54 202L55 203H58L57 205L56 204H54ZM99 202H101L100 204H99ZM109 202H110V204L111 203H115L114 204V206L115 207H113V204H109ZM166 202V203H165ZM175 203V207H174V204H172V203ZM30 203H31V206H30ZM52 203H53V205H52ZM108 203V204H107ZM145 207V209H144V207L141 205V204ZM158 203H160V204H158ZM165 203V204H164ZM169 205H168V204ZM219 203V204H218ZM26 204V205H25ZM50 204V205H49ZM118 204H120V206L118 205ZM131 204H134V206H135V213H136V215L135 214H133L132 213V210H131V208H133V207H130V206H132ZM172 204V205H171ZM217 204V205H216ZM42 205V206H41ZM43 205H46V206H44L43 207ZM120 207H118V206ZM138 205H141V207L144 209H140L139 207H138ZM171 205V207H169ZM30 206V207H29ZM111 208H110V207ZM150 207V208H148L147 209V207ZM168 206V207H167ZM32 207H34V209H35V211L37 212H35V214H36V216H37V214H41V215H44L45 213V215H44V217H46V219L43 217V216H40V214H39V216H32V214L30 213L31 212V208ZM49 207V208H48ZM97 207V208H98ZM108 209H107V208ZM138 207V208H137ZM219 207H220V209H219ZM26 208H27V210H26ZM30 208V209H29ZM46 208V209H45ZM52 208V209H51ZM92 208V209H91ZM94 208V209H93ZM114 208V209H113ZM130 208V209H129ZM190 209L191 208V211L190 210H188V209ZM215 208V209H214ZM222 208V209H223ZM42 209V210H41ZM43 209H45V210H43ZM102 209H104V211L102 210ZM105 209H106V211H108V212H110V213H108V212H106L105 211ZM118 209V210H117ZM129 209V210H128ZM172 209H173V211H172ZM28 210H30V212L28 211ZM53 210V211H52ZM97 211V212H95V211ZM114 210V211H113ZM128 210V211H127ZM131 210V211H130ZM138 210V211H137ZM145 210H148V212L146 213V212H143V211H145ZM188 210V211H187ZM232 210V211H231ZM45 211V213H43ZM52 211V212H51ZM113 211V212H112ZM133 211V212H134ZM170 211H172V212H170ZM213 211H214V214H213ZM221 211H223L224 212V209L223 210H221ZM25 212L27 213V212H29V213H27V214H25ZM101 212V213H100ZM106 212V213H105ZM112 212V213H111ZM118 212V213H117ZM128 212H129V214H128ZM159 212V213H158ZM211 212V213H210ZM99 213V214H98ZM170 213H172L171 215L173 216V218H172V216H168V215H170ZM217 213V214H216ZM29 214H31V215H29ZM48 214V215H47ZM111 214H112V217L113 218H111L110 216H111ZM117 214V215H116ZM128 214V215H127ZM132 214V215H131ZM138 214V215H137ZM146 214V215H145ZM184 214H185V216H184ZM210 214H212L211 216H209ZM220 214V213H219ZM221 214H222V212H221ZM225 214H226V216H225ZM30 217V219H32L31 221L29 220V217ZM34 215V214H33ZM51 217H50V216ZM52 215H54V213H52ZM97 215H98V217H97ZM49 216V217H48ZM132 216V217H131ZM136 216V217H135ZM144 216H145V218H144ZM150 216V219L148 218V217ZM39 217H41V218H39ZM106 217V218H105ZM115 217H116V219H115ZM120 217H122V218H120ZM126 217V218H125ZM144 219H143V218ZM209 217V218H208ZM36 218H38V219H36ZM49 218V219H48ZM110 218V219H109ZM119 218V219H118ZM137 219H139V218H141L140 220L141 221H143V220H146L145 222H141L140 221V223L138 222V220H137V222L139 223V225H138V227L140 226V228H141V225L140 224H144L143 225V227L141 228V229H144V228H146L144 231L145 232H147V233H150V234H147V233H145L144 231H141L140 232V229H138V231H136V229L138 228L137 227V222H135ZM177 220H176V219ZM181 218H183L182 220H181ZM208 219L207 220V222L205 223V220L206 219ZM212 218H214L213 220H212ZM215 218L218 220L217 221V223L216 224H218V225H215L214 223L216 222V221H214L215 220ZM221 218V217H220ZM34 219V220H33ZM36 219V220H35ZM40 219V220H39ZM42 219H43V221H42ZM48 219V220H47ZM102 221H101V220ZM109 219V220H108ZM113 219V220H112ZM124 219H126V220H124ZM143 219V220H142ZM172 221H171V220ZM44 220H46V221H44ZM51 220H53V218L51 219ZM107 220V221H106ZM135 220V221H134ZM149 220V221H148ZM175 220V221H174ZM203 220H204V222H203ZM212 220V221H211ZM41 221V222H40ZM114 221H116V222H114ZM156 221V222H155ZM169 221V223H167V222ZM171 221V222H170ZM179 222V224H181V225H179L177 222ZM210 221H211V224H212V222L214 221V225L215 226H213V228H212V226L209 224L210 223ZM36 222V223H35ZM44 224H43V223ZM47 222V223H46ZM67 222V223H66ZM102 222H103V224H102ZM106 222V223H105ZM109 222H110V224H109ZM119 222H121L122 224H123V222H124V224L122 225L121 223H119ZM125 222L127 223L128 222V224H125ZM182 222V223H181ZM116 223V224H115ZM169 224L170 225V223H171V227H170V229L171 230H173V231H171L170 229H169V225H168V228L166 227V229H165V226H167V225H165V224ZM172 223H177L179 226H180V228H178V225L177 224H174V225H172ZM203 223H205L204 225H203ZM36 224V225H35ZM38 224H39V226H38ZM47 224V225H46ZM70 224V225H69ZM120 224H121V226L123 227V226H125L126 225V227L127 228H129L130 227V225H131V228H129V229H127L126 227L124 228L123 227V229H120V230H122V231H120L119 230V227L118 226H120ZM158 224V225H157ZM163 224L165 225V226H163ZM202 224V225H201ZM210 225L211 227H208V229L209 228H212L213 229V231H212V233L211 232H209L210 233V237H208V239L206 238V235L208 236L209 234H208V232L206 233V235H205V237L204 238H206L207 240H208V244H205L204 242H202V243H200L199 241H200V239H201V237H202V234H204V229L203 228H205V227H203V226H208V225ZM34 225V226H33ZM45 225V226H44ZM117 227H116V226ZM127 225H129V226H127ZM49 226H51V227H49ZM75 226V227H74ZM102 226H103V228H102ZM108 226V227H107ZM120 226V227H121ZM146 226V227H145ZM160 226H161V228H160ZM174 226V227H173ZM41 227H45L44 229L43 228H41ZM113 227H114V230L116 231H113L114 232V236H116V235H121V236H116V238L115 237H113V235L111 234V233H113V232H111L112 230H113ZM121 227V228H122ZM133 227V228H132ZM40 228V229H39ZM75 228V229H74ZM106 230H105V229ZM175 228V229H174ZM43 229V230H42ZM101 229V230H100ZM133 229H135V230H133ZM148 229V230H147ZM160 229V230H159ZM201 229V230H200ZM207 229V228H206ZM207 229V230H208ZM76 230V231H75ZM107 230H109V232H107ZM111 230V231H110ZM124 230H127V231H124ZM147 230V231H146ZM162 230H164L165 231V233L164 232H162ZM169 230V231H168ZM174 230H175V232H174ZM211 229H209L208 231H210ZM105 231V232H104ZM128 231H130L129 233H128ZM135 231V232H134ZM164 233L163 235H162V233ZM171 231V232H170ZM73 232H75V233H73ZM126 232V233H125ZM142 232H144L143 234H145V236L147 235V239H146V237H144V235L142 236ZM217 232V233H216ZM72 233V234H71ZM119 233V234H118ZM121 233V234H120ZM125 233V235H123ZM140 233H141V236H140ZM156 233H161V235L160 236H165V237H161L162 238V240H161V238L160 237H158V235L159 234H157V236H156ZM167 233H171L170 235L168 234L167 235ZM76 234V235H75ZM109 234V235H108ZM111 234V235H110ZM139 234V235H138ZM155 234V235H154ZM105 235V236H104ZM108 235V236H107ZM131 235V236H130ZM133 235V236H132ZM149 235H151V237L154 235V236H156V238L155 237H152V238H150V237H148ZM214 235V236H213ZM72 236V238H70ZM110 236H111V238H110ZM127 236V237H126ZM168 236V237H167ZM171 238H170V237ZM109 237V238H108ZM132 237H134L133 239H132ZM137 237H139V238H137ZM141 237H143V238H141ZM159 239H158V238ZM74 238V239H73ZM108 238V239H107ZM114 238V239H113ZM124 238H125V240H124ZM130 240H129V239ZM154 238L156 239V240H154ZM165 238H166V240H165ZM170 240H169V239ZM197 238V239H196ZM121 239V240H120ZM122 239H123V241H122ZM134 239H135V241L137 240V242H130V241H134ZM139 239H141V240H139ZM153 241H152V240ZM158 239V240H157ZM164 239V240H163ZM112 240V241H111ZM114 240V241H113ZM145 240H147V241H145ZM148 240H150V241H148ZM159 240H160V245H159ZM197 240V241H196ZM71 241H73V242H71ZM109 241H110V244H109ZM120 243V245H118L119 243ZM122 242V244H121V242ZM140 241H142V242H140ZM144 241V242H143ZM165 241H166V244H165ZM202 241V240H201ZM203 241H206L205 239L203 240ZM107 242V243H106ZM140 242V243H139ZM149 242H151V245H150V243ZM154 242V243H153ZM155 242H157L158 243V245L155 243ZM161 242L163 243L162 244V246H161ZM70 245H69V244ZM101 243V244H100ZM124 243V244H123ZM129 245H127V244ZM134 244V243H136L135 245H133L132 246V244ZM207 243V242H206ZM46 244V245H45ZM114 244H117L118 245V249L120 250V248H121V250H120V253H118L119 252V250H117L116 248H117V245H114ZM156 244V245H155ZM199 244H201V245H204V246H201L202 248H199ZM102 245V246H101ZM123 245H125V246H128V247H130L129 249H130V251H128L129 249L126 247V249H125V247L123 248ZM154 246V248H153V246ZM165 245V247H163ZM205 245L207 246V247H205ZM109 246H111L110 248H109ZM113 246V247H112ZM120 246V247H119ZM134 246H136V247H134ZM146 246H149L148 248L146 247ZM158 246V247H157ZM46 247V248H45ZM108 247V249H106ZM132 247V248H131ZM134 247V248H133ZM144 247L146 248V249H144ZM160 247H162L161 248V250L159 249ZM203 247H205L204 249H203ZM122 248L124 249L123 251H125L124 253L126 254H123V251H122ZM149 248H150V250H149ZM153 250H152V249ZM47 249V250H46ZM105 249H106V251H105ZM112 249H113V251H112ZM117 250V252H115L116 250ZM140 251H139V250ZM155 249V250H154ZM159 249V252L157 251ZM136 250V251H135ZM143 250V251H142ZM146 251V253H145V251ZM71 251V252H70ZM103 251V252H102ZM105 251V252H104ZM109 253H108V252ZM110 251H111V253H110ZM135 251V252H134ZM156 251V252H155ZM113 252V253H112ZM121 252H122V254H121ZM130 254H129V253ZM133 252H134V254L135 253H139V254H136V255H134L133 254ZM142 253V255H141V253ZM150 252V253H149ZM151 253H153V255L151 254ZM71 254H73V255H71ZM107 254V255H106ZM114 254H115V256H114ZM118 254V255H117ZM133 254V255H132ZM148 254H150L149 256H148ZM199 254H200V256H199ZM103 255H105V256H103ZM120 255V256H119ZM132 255V259H134V261L136 262V263H134V261H131L132 259L131 258H129L130 256ZM143 256V258H145L144 257V255L145 256H147L146 258H148V257H150V258H148L149 260L147 261L146 260V258L145 259H142L141 258V256ZM195 255H196V257H195ZM71 257H72V260H71ZM105 257V258H104ZM114 257V258H113ZM138 257V258H137ZM198 257H200V260L199 259H196V258H198ZM114 260H113V259ZM124 258V260H125V262H124V260H122V259ZM126 258H127V260H126ZM142 260V262H140L141 260ZM74 259V260H73ZM119 259H121V260H119ZM130 259V260H129ZM130 262H129V261ZM137 260V261H136ZM144 260H146L145 261V263L143 262ZM199 260V261H198ZM101 261V262H100ZM110 261V262H109ZM76 262V263H75ZM102 262H104V263H102ZM107 262H109V263H107ZM121 262V263H120ZM138 262V263H137ZM140 262V263H139Z\"/></svg>","mask_w":264,"mask_h":264},{"label":"bare ground","instance_id":"6f19581e","mask_svg":"<svg viewBox=\"0 0 264 264\" xmlns=\"http://www.w3.org/2000/svg\"><path fill=\"white\" fill-rule=\"evenodd\" d=\"M3 1V0H2ZM2 1H0V2H2ZM5 1V0H4ZM3 1V2H4ZM6 1H8V3H10V4H8V8H6V11L4 12L5 14H3L4 15V17H3V15H2V17L4 18V19H2V20H0V92H1V90H4L3 89V86H6V87H8V89H10V91L9 92H11V93H13V95H11L12 97H11V100H10V102L8 101L7 103H9L8 104V111L7 110H5L3 107H1L2 108V110L4 109L5 111H7V112H12V113H14V115L16 116V118H17V120H18V122H19V125H18V123H17V125L18 126H20V128H22V130H21V132L19 133L18 131H20V128H17L18 126H11V125H9L10 126V128L12 129H10L9 127H7V126H4L5 128L7 127V129H5V130H7L6 132L8 133V130L10 129V131L12 132L13 131V133H15V134H19V136L20 135H22V132H23V137H21V138H23V140L22 139H16V136H14L13 138L14 139H16L17 140V144H14L13 143V145H12V147H20V149H22V150H20L19 148H18V150L19 151H22L23 153H27L28 154V152L31 154V152H33V151H35V150H38L39 148H41V146H39V147H35L34 145V149H32V147L33 146H31L32 144H33V141L35 142L36 141V139H41V141L40 140H38L37 142H42V143H44V146H45V148H44V151L42 152V150H41V152H40V150H39V152H38V154H37V156L36 157H38L34 162H33V160L36 158L35 157V153L33 154L32 153V155L31 156H33V160H32V158H31V161L29 160L30 158L29 157H27V158H29L28 160L30 161V162H33V163H28V164H24L26 161L25 160H27L26 159V156H30V154H23V158H22V156H20L19 158H22V162H23V160H24V163H23V165H25L24 167H23V169H24V172H23V174H22V176H23V182L24 183H22L21 182V185L22 184H24V190H25V188H27V187H30L31 185H33V186H35V190H34V193H33V190H31L32 191V193L34 194V197H38L39 196V194H40V189H39V187H42V186H48L47 187V189H48V191L47 192H49L50 193V195H52L53 196V198L54 199H56V196H57V194L60 192L59 191V188H58V183H56V181H55V177L56 176H61L62 177V175L65 173L64 172V169H63V167H65L66 169H68L69 168V166H70V160L71 159H69V156H70V154H71V152L73 151V150H78L77 152H82L84 155H83V159H81V160H83V163L85 164V162H88L87 164H88V168L86 169L85 168V170H84V172H83V175L79 178V180L77 181L76 180V178H73V179H75L76 180V183L75 184H73V187L71 188V190L70 191H68L67 193L65 192V194H63L64 196H63V198L62 199H60L61 201H60V205L57 207V208H53V210H55L54 212H52V213H54V215H52V213H50V215L52 216H50L51 217V219L53 218V220H51V219H49V222L51 221V223H53V224H48V225H53V231H54V234H55V236H54V238L52 239V240H48V244H47V248H49L50 247V245L52 244V242H53V240L56 238V236L60 233V231H61V228H62V230H63V224L64 223H62L63 222V220L64 219H66L68 222H70L71 224H74L75 226H76V228H77V230H78V234H77V237H74V238H76L75 240H74V242L73 241H71V242H73V244H72V247H71V250L73 251V252H71V253H73L74 254V257H76L75 259H77V262H78V264H99V262H98V258H100L101 257V255L98 257V253H97V248L99 247L98 246V232H97V228H96V226H97V223H98V220H99V218H98V220H97V223H96V219H95V216H96V214L94 215L93 214V212L90 210V207L92 206L93 207V205L96 207V209L97 210H100L101 211V208H103L105 205L104 204H102V207H101V205H99L100 206V208L98 207V204L96 203L97 201H100L101 200V198H102V196H103V200H104V198H106L105 196H104V194H105V192L108 190V191H110L109 189H112V186L114 187V188H116L117 187V185L118 184H120L121 182H122V180L123 181H125V179H126V177L127 176H129L130 175V173L132 174V172H130V173H128V171L126 172L125 170H124V172L123 173H121L122 171L120 170V169H116L115 171H116V174H114V167H115V165H117V161H118V159L119 158H121V159H125L124 158V155L126 154L124 151H126V150H128V147L131 145V144H134L135 145V143L133 142V140H137V139H135V137L131 134V133H127V134H119V136H117V137H115V135H113V131H114V127H117L118 125H117V122L119 123L120 121H121V119H122V113L121 112H123V111H121V112H119L120 110H119V108H118V97H119V95L117 94V91H118V89L119 88H117V87H119L115 82H112V86H113V84L115 83L116 84V86H113V88H112V90H110L109 91V93L111 92V98H113L112 100H114V102H115V104L117 105L116 106V108L115 109H117V110H119L118 111V117H117V121L116 122H112L111 124H109L108 123V126H106V129L108 130V133H107V135H105L103 138H99V142H100V145H96L97 146V150H98V153H95V154H97V156L96 157H93V150L95 149V135H96V132H97V130L99 129L98 128V124L100 123V121L103 119V116H105L107 113H108V111H112L111 110V107H113L111 104H112V102H110L111 101V98L109 99V97H108V99H109V101H107L106 100V98H103V96L104 97H106V95H103L102 96V100H100V102H102L101 103V105H100V107H99V104H98V106L97 107H99L100 109V113L98 114V118L97 119H94L95 118V116L97 115V114H95V113H98V109H96L97 107H95L97 104H96V102H98V101H96L95 100V98H96V95L97 94H99V93H97V92H100V95H102V90L105 88V84H106V81L107 80H109L110 79V76L107 74H105V72L107 73V70L105 71V69H106V67H104V65H106V64H104V63H107V66H109V67H107V69H108V73H112L111 71H113V70H109V69H111V65L113 64V62H112V64L111 63H109L108 64V62L110 61H108V59L109 58H105V56L107 55L108 57H109V52H110V47L113 45V41H112V39H114L113 37L114 36H116L119 32V30H120V28H121V26L123 27V25L124 24H122V20H124L125 22H127V20H126V18H124L125 16V14H126V11L125 10H123V12H125V13H123L122 12V14H123V16L124 17H122V20H121V23L120 24H118L119 23V19H118V17L117 16H115V15H117L116 13L117 12H119V11H117V7L116 8H114L115 9V12L116 13H114V9L112 10V9H110L109 7H107L108 9L106 10L105 9V11L102 9V7L101 8H99L98 6H96L97 5V1H99V0H97V1H95L96 2V4H93V2H91L90 0H82L83 2L82 3H84V6H83V4L81 5V6H83V8L84 7H86V9H84L86 12L85 13H87L89 16L90 15H92V16H94V18H95V16L97 17V20H98V23L101 25V27L99 26V25H96V23H93V24H95L96 26H94V28H93V30H91L88 34L86 33H80L79 35L77 34L78 32L75 30V31H72V36H74L73 38H72V36L70 37V39H69V41H68V43L67 44H69V42L71 41V38H72V41H71V43L68 45L69 47H67V49H66V52H65V57H64V61H63V64L61 65L59 62V65H61V67H60V70L57 72V73H55L54 75H51L52 74V70L54 69V65H53V63L51 64L52 65V68L50 69V63L51 62H53V60H52V58H48V57H46V59L48 60L49 59V61H44V58H45V56H46V52H48V48H49V50H51V52H53L52 50L54 49V47L51 49L49 46H50V44H51V42L53 43V40H54V38L56 39V38H58L59 36L58 35H60V34H62L61 32H62V28L63 27H65V26H57V25H60V24H58L59 22V20H57L56 18V23H57V25H55L56 23H55V20H54V22H53V19H49V17H48V19L49 20H47V25H46V29H45V31L42 33V34H40L38 31H39V29H38V31H37V29L34 27H32L31 29H28V31H27V29H25V27H24V22H22L23 20H22V17L24 16V14H23V5H25L26 3H28L30 0H6ZM37 1V0H36ZM38 1H41V3H39L40 5L41 4H43V5H45V8L46 7H48V10L49 11H47V15H49L51 12H53L54 10L55 11H59L58 13H61V9H59V8H62V7H66V6H68L67 7V9L69 10V9H71L69 6H72V5H75L78 1H80V0H77V2L75 1V0H38ZM92 1H94V0H92ZM101 1H102V3H104L103 2V0H100V3H101ZM106 1V0H105ZM108 1V0H107ZM110 1H112V0H110ZM110 1H108L109 3H110ZM114 1H116V0H114ZM121 1H123V0H121ZM120 1V2H121ZM129 1V0H128ZM217 1V0H216ZM216 1H215V3H216ZM243 1V0H242ZM244 1H246V0H244ZM249 1V0H248ZM262 1V0H261ZM33 2V1H32ZM134 2V1H133ZM132 2V3H133ZM221 2H222V0H221ZM252 2H253V0H252ZM257 2V1H256ZM79 3V2H78ZM76 4V5H79V4ZM108 3V4H109ZM113 3H116V2H113ZM113 3H111V5L113 4ZM126 3V2H125ZM130 1H129V5H130ZM32 4V3H31ZM85 4H86V6H85ZM107 4V5H108ZM136 4V3H135ZM135 4H133V5H135ZM217 4V3H216ZM219 4V3H218ZM259 4H261V3H259ZM1 5V4H0ZM28 5V4H27ZM33 5H34V3H33ZM75 5V7H77ZM102 4H100V6H101ZM117 5H118V8H121V7H119L120 6V4H119V2H117ZM123 5V4H122ZM223 5L224 4H222V7H223ZM254 5H256L255 3H254ZM35 6V5H34ZM80 6V5H79ZM78 6V7H79ZM104 6V5H103ZM109 6V5H108ZM113 6H114V4H113ZM112 6V7H113ZM126 6V4L124 5V7ZM214 6H215V4H214ZM220 6H221V4H220ZM259 6V5H258ZM1 7V6H0ZM36 7V6H35ZM75 7H73V8H75ZM77 7V10L80 8V10L81 11H79V13H81L82 12V10H83V8L82 7H79L78 8ZM105 7V6H104ZM103 7V8H104ZM115 7V6H114ZM216 7V6H215ZM215 7H213V8H215ZM233 7H234V5H233ZM72 8V9H73ZM127 8H129V6L127 7ZM219 8V7H218ZM8 9V10H7ZM29 9V8H28ZM32 9H34V8H32ZM36 9V8H35ZM52 9V10H51ZM57 9H59V10H57ZM66 9V8H65ZM133 9L135 10V8L132 6V7H130L128 10H127V14H126V16L127 15H129L131 12H133ZM222 9V8H221ZM40 10H42V9H39L38 11H40ZM63 10H64V8H63ZM121 11H122V9H120ZM211 10H213L214 11V9H210V12H212ZM218 10V9H217ZM225 10V9H224ZM29 11H31V8L29 9ZM37 11V10H36ZM43 11V10H42ZM54 11V12H55ZM74 11H76V9L74 10ZM220 11V10H219ZM218 11V12H219ZM217 12V13H218ZM36 13V12H35ZM34 13V14H35ZM56 13V16H57V12H55ZM54 13V14H55ZM82 13H84V12H82ZM121 13V12H120ZM135 13H137V12H135ZM134 13V14H135ZM140 13V12H139ZM143 13H145V12H143ZM142 13V14H143ZM224 11H222V14L221 15H223L222 17V20L224 19ZM229 13V12H228ZM27 14V13H26ZM28 14H29V12H28ZM85 15V16H88V15ZM133 14V15H134ZM211 14V13H210ZM219 15H220V13H218ZM225 14H226V11H225ZM230 14H232V13H230ZM33 15V14H32ZM36 15H37V13H36ZM81 15V14H80ZM40 16V15H39ZM88 16V17H89ZM117 17V20H119L118 21V23H115V24H112L111 26H109L108 27V24L111 22L112 23V21H113V19L115 18V17ZM119 16V15H118ZM139 16H141V14L139 15ZM211 16H212V14H211ZM210 16V17H211ZM231 16V15H230ZM257 16V15H256ZM1 17V16H0ZM35 17V16H34ZM45 17V16H44ZM55 17V16H54ZM91 17V16H90ZM114 17V18H113ZM210 17H208V18H210ZM213 17V16H212ZM211 17V18H212ZM41 18H42V15H41ZM41 18H40V21H42L41 20ZM124 18V19H123ZM132 18V17H131ZM210 18V19H211ZM217 19H218V16L216 17ZM226 18V17H225ZM228 18V17H227ZM28 19V18H27ZM29 19H30V17H29ZM90 19V18H89ZM116 19V18H115ZM114 19V20H115ZM120 19H121V17H120ZM128 19V18H127ZM130 19V18H129ZM219 19H220V17H219ZM229 19H230V17H229ZM257 19V18H256ZM34 20V19H33ZM37 20V19H36ZM73 20V19H72ZM91 20V19H90ZM94 19H92V21H93ZM97 20H96V22H97ZM117 20H116V22H117ZM143 20V19H142ZM227 20V19H226ZM225 20V22H228V20L226 21ZM29 21L30 20H28L27 22L29 23ZM38 21V20H37ZM89 21V20H88ZM130 21H132V22H130V25L128 26V24H127V26H125V28L127 29V27H128V30L126 31V32H124L123 34L122 33H120L121 35H122V41H121V36H120V38L118 37V39H120L119 40V42H118V46H115L114 47V49L113 50H116L117 51V54L121 57V60H123L124 61V63L126 64V68H122V67H124L123 65H122V63H119V62H115L116 64H118V65H122V67L120 66H118L119 68H122L121 69V71L120 70H118V71H120V73H121V76H122V78H124L125 79V75H126V73H127V71H129V68H130V62H129V56H130V40H131V37H133L135 34H136V32H137V30H139L138 29V24H139V21H140V17L138 18V17H135L134 18V16H133V18L132 19H130ZM221 21V20H220ZM231 21V20H230ZM114 22V21H113ZM214 22V21H213ZM219 22V21H218ZM223 22H224V20H223ZM223 22H221V23H223ZM232 22V21H231ZM240 22L241 23H243L242 21H240L239 20V22H236V23H239L240 24ZM32 23V22H31ZM37 23V22H36ZM35 23V24H36ZM41 22H39V24H40ZM110 23V24H111ZM193 23V22H192ZM205 23H207V25H209L208 24V22H206L205 21ZM210 23H211V20H210ZM245 23V22H244ZM33 24V23H32ZM72 24L73 23H71V26H72ZM76 24H77V21H76ZM213 24V23H212ZM225 25H226V28H225V25H224V27L223 26H221L222 24H220V26H221V30H222V36H220L221 38H226L228 35H229V31L231 32V34H235V33H232V31H231V29L232 28H230L229 27V24H230V22L228 23V27H227V24L226 23H224ZM232 24V23H231ZM237 24V26H238V28L241 26V29H240V32H239V30L238 29H236L237 28V26H236V24H234V25H232L233 27H234V30L236 29V31L238 30V33H236L237 35H239L238 37L240 38V35L242 36V24ZM259 24V23H258ZM38 25V24H37ZM41 25V24H40ZM43 25H45V24H43ZM62 25V24H61ZM74 25V24H73ZM121 25V26H120ZM178 25V24H177ZM206 25V24H205ZM31 26V25H30ZM36 26V25H35ZM42 26V25H41ZM40 26V27H41ZM68 26H70V24H68ZM92 26V27H93ZM210 26V25H209ZM212 26V25H211ZM210 26V27H211ZM219 26V27H220ZM26 27H27V25H26ZM28 27H29V25H28ZM37 27V26H36ZM43 27V26H42ZM95 27H96V29H95ZM99 27V28H98ZM210 27L208 28V29H210ZM213 27V26H212ZM258 27L260 28V26L258 25ZM56 28H58L57 29V31L59 32L58 34H57V36L58 37H56L55 36V34H56ZM59 28H61V29H59ZM71 28H73V26L71 27ZM80 28V27H79ZM206 30H207V28L206 27H204ZM257 28V27H256ZM41 29V28H40ZM70 28L69 27H67V30H69ZM77 29V28H76ZM124 29V28H123ZM122 29V30H123ZM143 29H144V26H143ZM215 29H218V28H215ZM214 29V30H215ZM59 30H61V31H59ZM64 30H66V29H64ZM233 30V29H232ZM87 31H89V30H87ZM121 31V30H120ZM208 31V30H207ZM218 31H219V29H218ZM77 32V33H76ZM122 32V31H121ZM200 32V31H199ZM210 32V31H209ZM216 32V31H215ZM215 32L213 31V34L215 35H213L211 38L213 39V41H215L214 39H218L219 41H224L225 43H222V41H221V45L222 46H224V44H225V47H223L224 48V50H225V52H226V54H228V56L227 57H232V55L236 52V47H237V50H238V47H240V46H237V43H235V42H233V41H235V40H233V38L232 37H234L235 35H232V37H230V43L228 42V46H230L231 44L233 45L231 48H233V50L230 48V47H227L226 46V41L224 40V39H219L218 37V35H221L220 33H221V31L220 32H218L217 34H215ZM234 32V31H233ZM242 32V33H241ZM71 33V32H70ZM73 33H75L76 34V36L75 35H73ZM137 33H139V32H137ZM175 33V32H174ZM204 33V32H203ZM85 34V35H84ZM207 34V33H206ZM206 34H203L204 36L206 35ZM210 34V33H209ZM212 34V33H211ZM210 34V35H211ZM224 34H226V35H224ZM78 35V36H77ZM80 35H83V36H80ZM203 35H202V38H203ZM225 37H224V36ZM244 35V34H243ZM80 36V37H79ZM140 36V35H139ZM173 36V35H172ZM208 36V35H207ZM217 36V37H216ZM231 36V35H230ZM61 37V36H60ZM60 37H59V39H60ZM135 37V36H134ZM136 37H137V35H136ZM136 37H135V41H136ZM201 37V36H200ZM237 37V36H236ZM202 38L201 39H199V40H202ZM205 38V37H204ZM203 38V39H204ZM242 38H243V40H244V36H242L239 40H238V38H236L238 41H240L241 40V42H243V40H242ZM138 39V42H139V38H137ZM208 39H210V38H208ZM58 40V39H57ZM197 40V39H196ZM204 40H207V38L206 39H204ZM236 40V41H237ZM55 41V40H54ZM62 41V40H61ZM116 41V40H115ZM208 41H211V40H208ZM56 42V41H55ZM121 42V43H120ZM141 42V41H140ZM139 42V43H140ZM197 42H199V41H196V43ZM201 42V41H200ZM199 42V43H200ZM241 42L239 43L238 42V45H241ZM131 43H132V40H131ZM135 43V42H134ZM203 43V41L200 43V44H202ZM215 43H216V41H215ZM215 43H214V46L215 47H212L213 49H218V48H216L218 45L220 46V44H218V42H217V46L215 45ZM235 43V44H234ZM112 44V45H111ZM114 44H115V42H114ZM136 44V43H135ZM191 44V43H190ZM206 44H207V42H206ZM213 44V43H212ZM212 44L210 45V46H212ZM53 45H54V43H53ZM57 45V44H56ZM58 45H60V43L58 44ZM117 45V44H116ZM195 45H197V44H194V48H195ZM62 46V45H61ZM133 45H131V47H132ZM198 46H199V44H198ZM197 46V47H198ZM202 46V45H201ZM207 46V45H206ZM222 46H220L221 48H222ZM183 47V46H182ZM196 47V48H197ZM200 47V46H199ZM207 47H209V46H207ZM205 48V49H208V48ZM219 47V48H220ZM241 47H242V45H241ZM194 48H193V46H191L190 47V49L192 50H194ZM222 48V49H223ZM228 48V50L230 51V49H231V51L230 52H228V50H226ZM89 49V51H88V56H87V58H84V57H86V54L84 53V51L85 52H87V50ZM189 49V50H190ZM202 49V48H201ZM204 49V48H203ZM212 49V50H213ZM54 50H56V47H55V49ZM108 50H109V52H108ZM133 50H134V48H133ZM171 50V49H170ZM177 50V49H176ZM189 51V52H192L193 53V50L192 51ZM235 50V51H234ZM59 51V50H58ZM81 51L83 52V55H85L83 58L85 59V60H82L81 59ZM196 51V50H195ZM194 51V52H195ZM197 51H198V48H197ZM196 51V52H197ZM213 51H215V50H213ZM212 51V52H213ZM218 51V50H217ZM134 52V51H133ZM209 52V51H208ZM209 53V55L211 54V56H213L212 54L214 53ZM232 52V53H231ZM234 52V53H233ZM116 53V52H115ZM188 53V52H187ZM186 53V54H187ZM204 53V52H203ZM218 53L220 54V55H222V53L221 52H217V54H216V52L214 53L215 55H217V56H213V60L211 59L210 60V63L208 64L210 67H208V65L206 66L207 68H206V70L209 68V70L211 71V72H214V73H212V74H215V79H214V77L211 79V80H213V84H212V81H210L209 79H210V77H212L211 75H208L207 74V76H209V78H207L206 77V74L205 73H207V71L205 70V71H202L201 72V64H203L202 62V60H208V58L206 59L205 57L207 56V55H203L202 53L195 59V62H193L194 63V65H193V70H192V72L190 73L191 74V78H190V86H189V92H188V100H187V110L186 111H184V108H183V111L186 113V114H184V119L182 120V123H180L179 122V118L181 117V115H182V113H180L181 115H179L180 117L178 118V120H177V118L175 119L174 117L176 116V115H178L179 113V110L181 111L182 110V108H181V106H180V108H178V106L176 107V105L180 102V101H178V103L176 102V99L178 100H180V96H183V94H185V93H181V95H178L179 93H176V91L178 92V90H175L174 91V89L175 88H177V87H175L174 88V86H175V84H176V82H175V84L173 85V83H169L170 84V86H171V90L170 91H174L175 92V94H173L174 92H171V94H170V92L169 91H167V93H164V94H166V97L169 95V97L168 98H171V99H167L166 100V97L161 93L162 91H165V90H169V89H165V90H159L160 91V93L159 94H161V98H156V100L158 99L159 101V105H161L160 106V108H161V110L159 111L160 113H161V115L163 116V120H164V125H163V123H161V125H163V126H160L159 127V130H160V128H163L162 129V131H160V132H163V130H164V132H165V130L167 129L166 127L168 126V123H169V126L170 127H175L174 125H172L171 126V123L173 122V120H177L178 122H179V124H178V128H175L174 129V131L176 130V129H178L179 130V125L180 124H182V127H181V132H179V135H180V133H181V138H182V144H181V146H182V149H185L186 150V153H187V160L186 161H188V162H183V163H185L186 165H187V163H188V166L186 167V169H189V171L188 172H190L189 174V179H186L184 176H188V174L186 173L185 175H183V178L184 179H186V181H187V183L186 184H182V186L184 185V187H183V189H182V192H181V195L178 193L179 191H177V193L179 194V196H180V198H179V196H178V199H179V201L178 202H176L177 204H176V208H175V210L173 211V209H172V211H173V213H174V217H176L177 219H179V221H180V218L179 217H181V212H182V210L186 207V205L188 206V204L189 203H191V202H193L194 203V201H193V199L195 200V196H194V194H195V192H194V189L196 190L197 189V187H196V183L198 182V179H200V173H201V171H204L206 168L204 167L205 165L203 164V166L201 165V162H200V157H202L203 155L202 154H207L208 152H204L203 153V150L201 151V155L202 156H198V155H200L199 153V147L202 145L201 143V145L198 147V146H194V145H192V140H191V138H193L195 135H196V133L197 132H199V129H198V127H197V122L196 121H198V124H200L199 123V121H201L202 119L206 122V121H209V118H211L212 119V117L214 118V120H211V121H209V122H204L203 120L201 121L202 123L201 124H203V125H201L202 126V128H200V130L202 129V134L204 135V137H202L203 135L202 134H200V132H199V134L197 133V136H201L204 140H205V137H207L206 136V134L208 135L209 133L212 135L213 134V129H214V124H215V122H216V117L218 118V112H217V110H220L218 107H219V104L217 105V106H215L216 104H215V102H212V104L210 105V102L212 101L211 99L213 98V97H215L214 95H215V93L217 92V87H215L216 85L218 86V88L220 87L221 88V86H223V88H225L224 87V85L225 84H227L228 83V79H227V77L225 78L224 76H222V74H220L218 71H217V68H215L216 66H217V64H219V62L218 61H216L215 62V64H216V66H215V64H214V59L216 60H218V57H220V59H222L221 60V65H222V63L224 62V60H227V58H226V55H225V58H223L224 57V55H222L223 57H221L220 55H218ZM229 53H231V56H230V54ZM116 54V55H117ZM135 54V53H134ZM208 54V53H207ZM48 55V54H47ZM59 55V54H58ZM133 55V54H132ZM131 55V56H132ZM192 55V54H191ZM195 55V54H194ZM193 55V56H194ZM203 55V56H202ZM235 55V54H234ZM63 56V55H62ZM62 56L59 58V60L62 58ZM111 56V55H110ZM118 56V57H119ZM190 56V55H189ZM193 56H191V58L193 57ZM205 56V57H204ZM52 57H54V53H53V55H52ZM112 57V56H111ZM141 57V56H140ZM180 57V56H179ZM182 57H183V55H182ZM181 57V58H182ZM195 57V56H194ZM203 57H204V59H203ZM209 57V56H208ZM117 58V57H116ZM116 58L114 57V61H116ZM133 58H135V56L133 57ZM180 58V59H181ZM185 58V57H184ZM189 59H190V57H188ZM210 58V57H209ZM229 58H228V60H227V62L229 63ZM7 59H8V61H7ZM119 59V58H118ZM187 61L189 60V59H187V57L185 58ZM194 58H192V60H193ZM231 59V58H230ZM105 60H106V62H105ZM113 60V59H112ZM134 60V59H133ZM163 60V59H162ZM177 60V59H176ZM191 60V59H190ZM189 60V62H191ZM62 61V60H61ZM119 61V60H118ZM136 61V60H135ZM184 61V59H182V63H184L183 62ZM187 61H185V63L187 62ZM194 61V60H193ZM209 61V60H208ZM44 62H48L47 64L46 63H44ZM55 62V61H54ZM120 62H122V61H120ZM132 62V61H131ZM148 62H150V61H148ZM156 62V61H155ZM158 62H160L161 63V65H162V67H163V69L165 70V66L163 65V63H162V61L160 60V61H158ZM177 62V61H176ZM189 62H188V64H189ZM206 62V61H205ZM213 62V64H211ZM218 62V63H217ZM261 62V61H260ZM6 63H8V65H7V67L5 66V64ZM145 63H146V61H145ZM151 63H152V61H151ZM166 63V62H165ZM184 63V64H185ZM192 63V62H191ZM234 63V62H233ZM242 63V62H241ZM44 64H46V67H48V68H45L44 67ZM136 64V63H135ZM134 64V65H135ZM207 64V63H206ZM206 64H203V65H206ZM211 64V65H210ZM224 64V63H223ZM226 64V63H225ZM231 64V63H230ZM47 65H50V66H47ZM58 64H57V66H55V67H58L59 66ZM133 65V64H132ZM131 65V66H132ZM133 65V66H134ZM181 65H183V64H181ZM191 65V66H192ZM213 65V66H212ZM116 67L115 68H118L117 67V65H115ZM132 66V67H133ZM150 66V65H149ZM151 66H152V64H151ZM178 66H179V64H178ZM226 66V65H225ZM129 67V68H128ZM131 67V68H132ZM135 67V69H136V66H134ZM175 67V66H174ZM173 67V68H174ZM187 67V63L185 64V68ZM222 67V66H221ZM105 68V69H104ZM113 68V67H112ZM150 68V67H149ZM176 68H177V65H176ZM182 68H184V67H181V69ZM191 67L189 66V69H190ZM7 69V70H6ZM25 69V70H24ZM46 69V70H45ZM48 69V70H47ZM114 69V68H113ZM134 69V68H133ZM138 69V68H137ZM156 69V68H155ZM175 69V68H174ZM203 69H204V67H203ZM227 69V68H226ZM229 69V68H228ZM50 70V71H49ZM152 70V69H151ZM158 69H156V71H157ZM176 70V69H175ZM180 69L178 68V70L177 71H179ZM185 70V69H184ZM213 70V71H212ZM217 71V72H215V71ZM47 71H49V73H51V74H48L47 73ZM115 71V70H114ZM134 71V70H133ZM132 71V72H133ZM180 71H182V70H180ZM179 71V72H180ZM186 71V70H185ZM232 71V70H231ZM116 72H117V70H116ZM137 72V71H136ZM150 72V71H149ZM172 72H176V71H172ZM187 72V71H186ZM186 72L183 74V75H185L186 74ZM223 72V71H222ZM129 73H130V71H129ZM157 73V72H156ZM156 73H154L156 76H157V74ZM177 73V72H176ZM182 73V72H181ZM202 73H203V75L205 74V77L202 75ZM209 74H210V72H208ZM220 74V76L218 75V74ZM114 74V73H113ZM113 74H112V76H111V78H113ZM128 74V73H127ZM133 74V73H132ZM135 74H137V73H135ZM152 74V73H151ZM165 73H163V75H164ZM169 74V73H168ZM187 74H188V72H187ZM186 74V75H187ZM232 74H233V72H232ZM105 75H106V77H105ZM129 75V74H128ZM138 75V74H137ZM172 75V74H171ZM176 75V74H175ZM221 78V81H220V79L219 78H217L218 76ZM107 76H109L108 78L109 79H107ZM146 76V78L148 77L147 75H145ZM168 76V75H167ZM167 76L165 75V77H166V79H167ZM170 76V75H169ZM178 76V75H177ZM203 76V77H202ZM214 76V75H213ZM233 76V75H232ZM116 77H118V75L116 74V76H115V79H116ZM137 77V76H136ZM158 77V76H157ZM163 77V76H162ZM161 77V78H162ZM179 77V76H178ZM185 77V76H184ZM187 77V76H186ZM223 77V78H222ZM127 78H128V76H127ZM135 78V77H134ZM144 78V77H143ZM149 78H150V75H149ZM148 78V80L150 81V79ZM177 78V77H176ZM182 78V77H181ZM181 78H179V79H181ZM200 79V78H203V80H205V78L207 79V81L205 80V81H203V80H200V82H203V83H198V84H200V92H196L197 91V88H198V86L196 85V81H198V80H196V79ZM225 78V79H224ZM119 79H120V76H119ZM129 79V78H128ZM127 79V80H128ZM131 79H133V76H132V78ZM160 79V78H159ZM165 79V80H166ZM185 79V78H184ZM184 79H182V80H184ZM187 79V78H186ZM185 79V80H186ZM217 79H218V81H217ZM222 79H223V81L225 80L226 81V79H227V82H223L222 81ZM112 80H114V79H112ZM117 81H118V79H116ZM137 80V78H135V81ZM153 80H156L155 78L153 79ZM182 80H177L176 79V81H182ZM216 80V81H215ZM120 81V80H119ZM125 81V80H124ZM142 81V80H141ZM141 81H140V83H141ZM168 81H169V77H168ZM172 81V80H171ZM188 81V80H187ZM214 81L216 82L215 84H214ZM110 82V81H109ZM108 82V83H109ZM121 82V81H120ZM127 82V81H126ZM138 82V81H137ZM143 82V81H142ZM144 82H146V81H144ZM151 82V81H150ZM149 82V83H150ZM152 82H154V81H152ZM155 82H157V81H155ZM159 82V81H158ZM161 82V81H160ZM159 82V83H160ZM163 82V81H162ZM173 82V81H172ZM182 82H185V81H182ZM182 82L180 83V84H182ZM189 82V81H188ZM187 82V83H188ZM195 82V83H194ZM220 82L223 84H221L220 85ZM210 83V84H209ZM110 84V83H109ZM114 84V85H115ZM128 84V87H129V83H127ZM135 84H136V82H135ZM142 84V83H141ZM145 84V83H144ZM148 84V83H147ZM163 84V83H162ZM165 84V83H164ZM167 84V83H166ZM179 84V83H178ZM207 86H205V85ZM111 85V84H110ZM109 85V86H110ZM154 85H156V84H154ZM153 85V86H154ZM159 85V84H158ZM185 85V88H186V83L184 84ZM183 85V86H184ZM196 85V88L194 87ZM209 85V86H208ZM210 85L212 86V87H210ZM213 85H215L214 86V88H213ZM108 86V85H107ZM108 86V89H111L110 87ZM124 86V85H123ZM126 86V85H125ZM125 86H124V89H125ZM132 87H133V85H131ZM135 86V85H134ZM142 86V85H141ZM140 86V87H141ZM149 86H152V85H149ZM160 86V85H159ZM165 86V85H164ZM167 86V85H166ZM165 86V87H166ZM172 86H173V88L174 89H172ZM182 86V85H181ZM206 88H211V89H213V90H211L212 92L214 91V89L216 88L217 90H215V92L210 96L211 97V99L209 100V96H208V93H206L207 95H204L205 93V91H202V89L203 90H205V87ZM227 86V85H226ZM121 87V86H120ZM128 87L126 86V88L128 89ZM139 87V86H138ZM146 87H148V85L146 86ZM155 87V86H154ZM168 87H169V85H168ZM193 87H194V89H193ZM98 89V91L96 92V94H95V92L94 91H96L97 89ZM123 87H121V89H122ZM135 88V87H134ZM149 88V87H148ZM163 88V87H162ZM167 88V87H166ZM179 88V87H178ZM177 88V89H178ZM187 88H188V85H187ZM219 88V90H218V92L220 93V91H221V94H222V91H223V88H221L220 89ZM96 89V90H95ZM108 89H107V87H106V93H108ZM136 89V88H135ZM147 88H145V90H146ZM150 89V88H149ZM157 89V88H156ZM155 89V90H156ZM159 89V88H158ZM157 89V90H158ZM161 89V88H160ZM180 89V88H179ZM192 89L193 90H195L196 89V91L194 92V93H197V95L199 94L200 95V93H202L201 94V96L203 95V96H205V101H204V99H203V97H201L200 99H201V103H202V105L203 104H205V103H209L208 104V115H209V118H207V114H204L205 112H203V111H206V110H202V112H201V108L202 107H200V106H202V105H199V103L197 102L198 100H199V98H197V97H199V95L196 97V94L194 95V98H197L196 100H194V99H192L191 98V92H192ZM7 90V89H6ZM120 90V89H119ZM144 90V89H143ZM144 90V91H145ZM148 90V89H147ZM147 90L145 91L146 93H147ZM156 90V91H157ZM188 90V89H187ZM208 89H206V91H207ZM226 90H228L229 91V89H227V88H225V92H224V94L227 92ZM8 91V90H7ZM129 91V90H128ZM130 91L133 93H129V95L131 94V95H133L134 96V91H132L131 89H130ZM136 91H138V90H136ZM140 91V90H139ZM153 91V90H152ZM155 91V92H156ZM209 91V90H208ZM207 91V92H208ZM3 92V91H2ZM122 93H123V91H121ZM141 92V91H140ZM150 92V91H149ZM168 92H169V94H168ZM181 92H182V90H181ZM185 92H186V90H185ZM217 92V94L216 95H218L219 96V98H220V95H219V93ZM8 93V92H7ZM120 93V92H119ZM124 93H125V91H124ZM143 93V92H142ZM142 93H141V95H142ZM10 94V93H9ZM147 94H149V93H147ZM151 94V93H150ZM156 94H158V91L156 92ZM1 95H2V93H1ZM108 95V94H107ZM130 95V96H131ZM137 95V94H136ZM153 95V94H152ZM175 95L177 96V97H175ZM187 95V94H186ZM228 95V94H227ZM242 95V94H241ZM3 96H6L5 94H3ZM122 96V95H121ZM140 96V93H139V95H138V97ZM145 96H146V94H145ZM179 96V97H178ZM207 96V97H206ZM229 96V95H228ZM240 96V95H239ZM98 97V96H97ZM125 97H126V94H125ZM137 97V98H138ZM153 97H154V95H153ZM158 97H160L159 95H158ZM173 97H175V99H173ZM186 97V96H185ZM193 97V96H192ZM224 96H223V94H222V96H221V99H224L223 98ZM121 98V97H120ZM128 98H130L129 96H128ZM134 98V97H133ZM137 98H136V100H137ZM144 98V97H143ZM148 98V97H147ZM149 98H151V97H149ZM148 98V99H149ZM187 98V97H186ZM230 98V97H229ZM1 99V98H0ZM5 98H2V100H4ZM8 99H10V98H8ZM7 99V100H8ZM87 99H90L89 101H94L95 102V106H92L91 108L90 107H88V108H90V111L91 110H93L92 108L93 107H95L94 109H96V111L95 110H93V114H94V117H93V120H95L92 124L90 123V125H82V126H80V124H81V122L83 121L82 119H83V117L82 116H80L79 117V115H80V109H81V107L83 106V104L85 103L86 104V102L85 101H87V102H89ZM97 99V98H96ZM122 99V98H121ZM139 100H140V97L138 98ZM153 99V98H152ZM152 99H149V100H152ZM155 99V98H154ZM160 99H161V102H160ZM181 99H183L182 97H181ZM99 100V99H98ZM124 100V99H123ZM132 100H134V99H132ZM169 100V101H168ZM171 100H172V102H171ZM194 100V101H193ZM207 100V101H206ZM210 102H209V101ZM120 101V100H119ZM168 101V102H167ZM173 101H175L176 103V105L174 104V102ZM197 102V104L199 105H197L199 108H196L197 106H195L194 105V102ZM204 101V102H203ZM6 102V101H5ZM122 102H124V101H122ZM125 102H127L126 100H125ZM133 102V101H132ZM135 102V101H134ZM134 102H133V104H134ZM136 102H140V101H136ZM151 102H154L153 100L151 101ZM158 102H157V104H158ZM90 103V102H89ZM131 103V102H130ZM141 104H142V102H140ZM148 102H147V100H146V103H144L143 105H146ZM156 103V102H155ZM161 103V104H160ZM181 103V102H180ZM180 103H179V105H180ZM200 103V104H201ZM2 104V103H1ZM5 103H3V105H4ZM84 104V105H85ZM91 104V103H90ZM94 104V103H93ZM114 104V105H115ZM121 104V103H120ZM129 104V103H128ZM128 104H126L127 106H128ZM150 104V103H149ZM6 105V104H5ZM136 105V104H135ZM134 105V106H135ZM137 105H138V103H137ZM136 105V106H137ZM142 105V106H143ZM183 105H184V103H183ZM212 105H214V106H212ZM1 106V105H0ZM91 106V105H90ZM121 106H122V104H121ZM120 106V107H121ZM130 106V105H129ZM128 106V107H129ZM140 107H142L141 105H139ZM150 106V105H149ZM151 106H153V105H151ZM194 106H195V109L197 110V109H200V112L199 113H196V114H198V115H195L196 116V120H195V116H193L192 117V114H194ZM206 106H207V104H205V107H204V109H206ZM223 106V105H222ZM4 107H6V106H4ZM126 107V106H125ZM138 107V106H137ZM139 107V109L140 110H142V108H144V107H146V109H147V107L148 106H144V107H142V108H140ZM158 107V105H156V108ZM184 107V106H183ZM214 107L215 108H217L216 110H214ZM221 107V106H220ZM229 107V106H228ZM1 108H0V110H1ZM85 108V107H84ZM88 108H86L88 111H89V109ZM124 108V107H123ZM123 108H122V110H123ZM131 108H132V106H131ZM131 108L129 109V111H131L132 112V110H131ZM133 108H135V107H133ZM132 108V109H133ZM213 109L212 111L213 112H210L211 111V109ZM125 109V108H124ZM136 109V108H135ZM153 109V108H152ZM159 108H157V110H158ZM185 109H186V107H185ZM203 109V108H202ZM209 109H210V111H209ZM222 109V108H221ZM227 109V108H226ZM125 110H127V107H126V109ZM134 110V109H133ZM137 110H138V108H137ZM136 110V111H137ZM140 110H139V112H140ZM144 110V109H143ZM148 110V109H147ZM151 110V109H150ZM154 110V109H153ZM236 110V109H235ZM4 111V113L5 114H7V115H9L8 113H6ZM83 111H85V110H83ZM94 111H95V113H94ZM128 111V110H127ZM217 113H216V112ZM2 112V111H1ZM0 112V114L2 115V113ZM82 112V111H81ZM87 112V111H86ZM113 112V111H112ZM116 112V111H115ZM114 112V113H115ZM147 112V111H146ZM150 112V111H149ZM152 112H154V111H152ZM159 112H158V114H159ZM182 112V111H181ZM197 112V111H196ZM217 114H215V113ZM12 113H11V115H12ZM84 113V115L86 116L87 115V117L89 116V114L91 113V112H88V114L86 113L85 114V112H83ZM83 113H81L82 115H83ZM109 113H111V112H109ZM113 113V114H114ZM133 113H134V111H133ZM137 113V112H136ZM157 113V112H156ZM211 113H214L215 115H216V117H215V115L213 116ZM220 113V112H219ZM236 113V112H235ZM138 114V116H137V118L139 117V113H137ZM136 114V115H137ZM148 114H150V113H148ZM199 114H204V115H202V116H204V117H202L201 115L199 116ZM114 115H116V114H114ZM129 115V114H128ZM127 115V116H128ZM147 115V114H146ZM154 115V114H153ZM152 115V116H153ZM212 117H211V116ZM5 116V115H4ZM84 116V117H85ZM109 116V115H108ZM135 116V115H134ZM151 116V117H152ZM157 116V115H156ZM156 116H155V118H156ZM229 116V115H228ZM8 117V116H7ZM9 117H11L10 115H9ZM87 117H85L84 119H89V118H87ZM111 117H112V113H111ZM110 117V118H111ZM114 117V116H113ZM112 117V118H113ZM132 117V119H133V116H131ZM151 117L149 118V119H151ZM157 117H160V115H158ZM176 117H178V116H176ZM183 117V116H182ZM200 119V118H202V119H198V118ZM2 117L0 116V119H1ZM12 118H13V115H12ZM135 118V117H134ZM154 117H153V119H155ZM174 118V119H173ZM193 118H194V120H193ZM3 119V118H2ZM1 119V120H2ZM10 120H12L11 118H9ZM105 119V118H104ZM103 119V120H104ZM116 119V118H115ZM157 119V118H156ZM160 119H162L161 117H160ZM159 119V120H160ZM207 119V120H206ZM4 120V119H3ZM2 120V121H3ZM92 120V121H93ZM111 121H112V119H110ZM130 120V119H129ZM146 120H147V118H146ZM227 120V119H226ZM1 121V122H2ZM7 121V120H6ZM89 121V120H88ZM125 121V120H124ZM148 121V120H147ZM152 121V120H151ZM153 121H155V120H153ZM177 121H175V122H177ZM193 121H195L196 123H194ZM212 121L214 122V124L212 123ZM4 122V121H3ZM2 122V123H3ZM13 122V121H12ZM84 122V121H83ZM106 122H107V120H106ZM110 122V121H109ZM138 122V121H137ZM150 122V121H149ZM160 122V121H159ZM168 122V123H167ZM171 122V123H170ZM177 122V123H178ZM85 123V122H84ZM83 123V124H84ZM127 123V122H126ZM130 123V122H129ZM151 123V122H150ZM158 123V122H157ZM176 123V124H177ZM213 125H212V124ZM4 124V123H3ZM7 124V123H6ZM15 124V123H14ZM101 124V123H100ZM103 124H107V123H103ZM115 124H116V126H115ZM132 124V123H131ZM130 124V125H131ZM142 124V123H141ZM144 124V123H143ZM147 124V123H146ZM155 124V123H154ZM193 124H195V125H193ZM206 124H208V125H206ZM211 124V126H209ZM1 125V124H0ZM5 125V124H4ZM42 125H44V126H42ZM105 125H103V126H105ZM137 125H139V126H141L140 125V123H138ZM148 125V124H147ZM3 126V125H2ZM44 127V128H42V127ZM136 126V125H135ZM169 126H168V128H169ZM194 126L197 128V131L194 129ZM17 128L16 130L14 129L13 130V128ZM154 127H157V125L156 126H154ZM154 127L152 128V129H154ZM177 127V126H176ZM208 127V128H207ZM39 128H41L40 129V131L38 132V130H39ZM127 128H128V126H127ZM137 128H138V126H137ZM136 128V129H137ZM143 128V127H142ZM166 128V129H165ZM211 128V129H210ZM213 128V129H212ZM218 128V127H217ZM38 129V130H37ZM43 129H45V131L43 130ZM117 129H118V127H117ZM121 129H122V127H121ZM133 129V128H132ZM135 129V130H136ZM141 129V128H140ZM144 129H145V127H144ZM147 129V128H146ZM151 128H149L148 127V129L146 130L147 132H143V129H142V133H144V135H143V137H139L140 138V140H141V143L142 144H140L141 146H143V149H141V147H140V149L143 151V152H146V151H148V153H149V149H152V142H153V140L154 139H152V130ZM170 129V128H169ZM169 129H168V132H167V134L170 136V133H171V135H172V132H174V131H172V129H171V132L169 133ZM207 129V130H206ZM2 130V131H1ZM41 130L43 131V135L45 136V133L46 132H49L50 134H49V139H48V136H47V140H48V142L46 141V139L45 140H43L42 141V138H40V136L41 137H43L42 136V132H41ZM47 130H49V131H47ZM102 131H104L103 130V127H102V129H101ZM123 130V129H122ZM134 130V131H135ZM158 129L156 128V131H157ZM194 130L196 131L194 134H193V132H194ZM210 130H212V131H210ZM0 137H1V135H2V139H0V141H1V144L0 145H3V143H6V141H4V137H6V138H8V139H6L7 140V144H8V146H6L5 147V144L3 145V146H0V157L2 156V154H4V152L6 151V149H8V148H11L10 147V145L12 144L11 142H13V141H11V142H9L10 141V139H11V132L10 133H8L9 134V136L10 137H8V135L5 133V134H3L4 133V130L3 129H1V127H0ZM116 131V130H115ZM123 131H125V130H123ZM138 131V130H137ZM208 131V132H207ZM210 131V132H209ZM229 131V130H228ZM3 132V133H2ZM17 132V133H16ZM36 132H38V133H36ZM117 132V131H116ZM126 132V131H125ZM154 132V131H153ZM163 132V134H166V133H164ZM176 132V134H177V130L175 131ZM205 132H206V134H205ZM2 133V134H1ZM100 133V132H99ZM103 132H101V134H102ZM105 133V132H104ZM118 133V132H117ZM134 133V132H133ZM139 133V132H138ZM41 134V135H40ZM101 134L99 135L100 137H101ZM137 134V133H136ZM155 134V133H154ZM163 134H160V135H163ZM165 135V142H166V140L168 139H166V137L168 136V135ZM176 134H174L173 133V137H174V135H176ZM208 135L209 137L211 136V135ZM224 134V133H223ZM3 135H4V137H3ZM6 135V136H5ZM14 135V134H13ZM104 135V134H103ZM117 135V134H116ZM138 135V134H137ZM140 135H141V133H140ZM158 135V134H157ZM192 135H194L193 137H191ZM38 136H39V138H38ZM98 136V135H97ZM154 136V135H153ZM168 136V137H169ZM158 137V138H157ZM157 137H155V138H157V140L159 139V138H161V137H163V136H157ZM171 137V136H170ZM170 137H169V139H170ZM179 137V136H178ZM196 137V136H195ZM193 138V139H196V138ZM198 137V138H199ZM207 137L206 138V142H203V141H201V142H203V143H207V142H209L210 143V140H211V142H212V137L214 138V135H212V137ZM216 137V136H215ZM10 138V139H9ZM12 138V139H13ZM18 138V137H17ZM176 140L178 139L177 138V136H175L174 137ZM197 138V139H198ZM11 139V140H12ZM43 139H44V137H43ZM168 139V140H169ZM171 139H173V138H171ZM174 139V140H175ZM196 139V140H197ZM4 142H3V141ZM9 140V141H8ZM23 141L22 143H20L21 141ZM139 140V139H138ZM137 140V141H138ZM160 141V143L163 141V139L161 140V139H159ZM181 140V139H180ZM201 140V138H199V141ZM208 140V141H207ZM20 141V142H19ZM154 141H156V139L154 140ZM169 141H171V140H169ZM198 141V142H199ZM3 142V143H2ZM9 142V143H8ZM22 144L21 146H20V144ZM39 142V143H40ZM46 142V143H45ZM98 142V143H99ZM133 142V143H132ZM139 142V141H138ZM168 142V141H167ZM166 142V143H167ZM171 142H173V143H171V145L172 144H176L177 145V143H179V142H177V141H171ZM174 142H177V143H174ZM194 142L196 143V141L194 140ZM198 142H197V144H198ZM11 143V144H10ZM16 143V142H15ZM36 143V142H35ZM140 143V142H139ZM155 143V142H154ZM158 143V142H157ZM160 143L158 144L159 146H160ZM19 144V145H18ZM137 144V143H136ZM156 144V143H155ZM170 142H168L167 143V146L165 145V144H163V142H162V144L161 145H163V146H161V147H163V148H161L162 150H160V148L158 147V149L160 150L159 152H161L160 154H161V156H163V155H166L167 156V154H166V152H168V151H166L168 148L167 147H169L170 145ZM213 144V143H212ZM37 145V144H36ZM140 145H138V146H140ZM169 145V146H168ZM180 145V144H179ZM179 145H177V147L179 146ZM211 145V144H210ZM137 146V147H138ZM165 146V147H164ZM174 146V145H173ZM206 146H209V145H206ZM22 147V148H21ZM155 147V146H154ZM156 147H157V145H156ZM195 147H198V149L196 148L195 149ZM203 147V146H202ZM205 147V146H204ZM15 148H12L13 150H15V152H13V150L12 149H10V150H12L11 152H13L14 153V155H15V153H16V150L17 149H15ZM30 148L32 149V151L30 150ZM36 148V149H35ZM165 148H167V149H165ZM133 149H135V148H133ZM144 149H146V151L144 150ZM158 149H156V150H158ZM164 149V150H163ZM170 150H172L171 148H169ZM176 149V148H175ZM208 149V148H207ZM206 149V150H207ZM9 150V149H8ZM97 150H96V152H97ZM138 150V149H137ZM140 150V151H141ZM177 150H181L180 148L179 149H177ZM176 150V151H177ZM205 150V151H206ZM210 150V149H209ZM18 151V152H19ZM130 152H131V150H129ZM139 151V150H138ZM140 151H139V153H140ZM141 151V155H143L144 153ZM151 151V150H150ZM166 151V152H165ZM173 151V150H172ZM175 151V152H176ZM197 151L199 152V153H197ZM7 152V151H6ZM22 152H20V153H22ZM129 152V153H130ZM137 152V151H136ZM151 152H154L153 150L151 151ZM158 152V151H157ZM156 152V153H157ZM158 152V153H159ZM163 152L165 153V154H163ZM171 152V151H170ZM174 152V151H173ZM178 152V151H177ZM177 152L174 154V153H172L173 155L172 156H176V154H177ZM181 152V151H180ZM8 155H10V152L8 151ZM143 153V154H142ZM148 153H145V155L146 154H148ZM158 153H157V155H158ZM181 153H183V150H182V152ZM180 153V154H181ZM210 153V152H209ZM17 154V153H16ZM77 154V153H76ZM128 154V153H127ZM18 155V154H17ZM39 155V156H38ZM150 156H151V153L149 154ZM178 155H179V153H178ZM177 155V156H178ZM79 156V155H78ZM81 156V155H80ZM134 156V155H133ZM138 156H140L139 154H138ZM144 156V155H143ZM147 156V155H146ZM154 156V155H153ZM168 156H169V158H170V155H169V153H168ZM176 156V157H177ZM183 156H184V153H183ZM204 156H206V155H204ZM9 157H11V155L9 156ZM9 157H7V158H5V159H8ZM131 157V156H130ZM142 157V156H141ZM152 157V156H151ZM156 157V156H155ZM158 157V156H157ZM156 157V158H157ZM182 156H180V158H181ZM4 158H3V160H4ZM79 158V157H78ZM78 158H76L77 160H78ZM132 158V157H131ZM134 158V157H133ZM139 157H137V159H138ZM143 158V157H142ZM141 158V161H140V163L142 162V160H144V159H142ZM148 158H150L149 156H148ZM160 159H158L157 161H162V159H164L163 157L161 158V157H159ZM169 158H166V162L165 163H163V162H158V164H163V165H165L164 167H165V169L167 168V169H169V171L171 170V166H170V168L169 167H166L167 166V164H168V162H167V159H169ZM173 158H175V157H173ZM178 159L177 160H179L180 161V159H179V156L177 157ZM203 158H207V156L206 157H202V159ZM136 159V158H135ZM140 159V158H139ZM155 159V158H154ZM154 159H152V158H150V160L151 161H153ZM171 160H173L172 159V157L170 158ZM182 159H184V158H182ZM208 159V158H207ZM206 159V162L208 161ZM1 160V159H0ZM27 160V161H28ZM80 160V159H79ZM122 160V161H123ZM133 160V159H132ZM150 160L148 159V161L150 162ZM165 160V159H164ZM163 160V161H164ZM170 160V161H171ZM176 160V159H175ZM175 160H174V164L176 165L178 162L176 161V163H175ZM74 161V160H73ZM127 161H129V160H127ZM135 161H137V160H135ZM156 161V160H155ZM203 161H205V159L203 160ZM0 162H2V161H0ZM130 162H131V160H130ZM181 162V161H180ZM179 162V164L181 165V163ZM209 162V161H208ZM127 163H129V162H127ZM134 163H136L137 165H138V163L137 162H134ZM143 163V162H142ZM151 163V162H150ZM167 163V164H166ZM170 163V162H169ZM183 163H182V166H184L183 165ZM203 163H205V162H203ZM135 164V165H136ZM171 164H172V162H171ZM179 164H177V165H179ZM208 164V163H207ZM23 165H21V166H23ZM78 165H79V163H78ZM130 165V164H129ZM136 165V166H137ZM163 165H160V166H158V165H156V168H157V166L158 167H163ZM211 164H209V167L210 168H212L211 166H210ZM85 166V165H84ZM119 166V165H118ZM121 166V165H120ZM123 166V165H122ZM134 166V165H133ZM136 166H134V167H136ZM145 166V165H144ZM151 165H149V167H150ZM174 166V165H173ZM208 166V165H207ZM137 167H139V166H137ZM146 167H148V166H146ZM163 167V168H164ZM176 167V166H175ZM208 167V168H209ZM84 168V167H83ZM140 168V167H139ZM145 168V167H144ZM155 169V168H153L152 166L148 169V170H150V169ZM177 168H179L180 169V166L179 167H177ZM185 166L183 167V169L182 170H184V171H186L185 169ZM65 169V170H66ZM138 169V168H137ZM163 170V171H157L156 170V172H158L157 174H161L162 172H163V174L165 175L166 173H168V171H166V170ZM178 169V170H179ZM204 169V170H203ZM20 170H22V168L20 169ZM70 170V169H69ZM128 170V169H127ZM129 170H130V168H129ZM135 170H136V168H135ZM142 171H145L144 169H143V167H142V169H141ZM173 170V172L174 173H176L175 174V177H177V174H180V173H177L176 171H178L177 169L175 170V169H172ZM175 170V171H174ZM207 170V169H206ZM224 170V169H223ZM80 171V170H79ZM141 171V172H142ZM153 171V170H152ZM183 171V172H184ZM207 171H209V169L207 170ZM73 172V171H72ZM77 172V171H76ZM139 172V171H138ZM138 172H137V170L135 171V174H137L138 175ZM146 172V171H145ZM172 172V171H171ZM178 172H180V171H178ZM209 172H211V170L209 171ZM209 172H205V173H209ZM7 173V172H6ZM22 173V172H21ZM67 173V172H66ZM128 173V174H127ZM174 173H172L171 175H173ZM202 173H204V172H202ZM16 174V173H15ZM17 174H18V172H17ZM71 174V173H70ZM140 174V173H139ZM145 174V173H144ZM150 174L151 175H153L152 174V172L150 171ZM156 173H155V175H157ZM162 174V176H164ZM169 175H166V177L168 176L169 178H171V176H170V173H168ZM207 174H205V175H207ZM44 175L45 176H47L46 178L44 177ZM65 175V174H64ZM79 175V174H78ZM149 175V174H148ZM147 175V176H148ZM151 175H149V176H151ZM182 174H180V176H181ZM209 175V174H208ZM207 175V176H208ZM10 176V175H9ZM19 176H21V175H19ZM44 177V179H42L41 177ZM68 176V175H67ZM72 176H74V175H72ZM71 176V177H72ZM139 176H141V175H139ZM161 175H159V177H160ZM162 176H161V179H160V181H161V184H159V185H157L156 184V186H160V185H162L163 184V186H160V187H168L169 186V188H170V190H171V192H172V189H171V187H170V185L168 184V186H164V182H168V180H167V178L165 177V179H166V181L165 180H163L162 181ZM186 176V177H187ZM207 176H205V178H207ZM6 177H8V176H6ZM5 177V178H6ZM12 177H13V175H12ZM11 177V178H12ZM65 177V176H64ZM63 177V178H64ZM77 177V176H76ZM151 177H154V176H151ZM159 177L158 176H156L155 177V180H158L159 179ZM175 177H174V175H173V178L175 179ZM182 177V176H181ZM215 177V176H214ZM4 178V179H5ZM9 178V177H8ZM17 178V177H16ZM20 178H22V177H20ZM20 178H19V180H20ZM59 178V177H58ZM140 178V177H139ZM150 178V177H149ZM158 178V179H157ZM173 178H171L172 179V181H173ZM188 178V177H187ZM204 178V177H203ZM14 179V178H13ZM42 179V180H41ZM66 179V178H65ZM72 179V178H71ZM134 179H137V178H135V176H134ZM141 179H143V178H141ZM152 179V178H151ZM201 179H202V177H201ZM12 180V179H11ZM11 180H9L8 182H11ZM15 180V181H14ZM14 180H12V182H18V180H16V179H14ZM61 180V179H60ZM59 180V181H60ZM149 180V179H148ZM148 180H147V182H148ZM153 181H154V184H155V180L154 179H152ZM180 180H183L182 178L180 179ZM180 180H178L177 179V181H178V183L179 182H182V181H180ZM207 180V179H206ZM4 181V180H3ZM68 181H70V180H68ZM138 181H139V179H138ZM151 181V180H150ZM149 181V182H150ZM160 181H158L159 183H160ZM172 181H170V182H172ZM177 181H175L174 183H176ZM16 182V183H17ZM72 182H74V180L72 181ZM145 182H146V180H145ZM145 182H144V185H147L146 187H148V185H151V183L150 184H145ZM158 182H156V183H158ZM169 182V183H170ZM16 183L14 184L15 186H16ZM140 183V182H139ZM165 183V184H166ZM174 183H172V184H174ZM178 183H176V184H178ZM182 183H184V182H182ZM203 183V182H202ZM201 183V184H202ZM204 183H206V182H204ZM60 184H62V183H60ZM64 185L62 186L63 188H64V186H66L67 185V183L65 184V183H63ZM70 184V186H71V183H69ZM141 184H142V181H141ZM141 184H139V185H141ZM153 184V186H155ZM171 184V183H170ZM172 184H171V186H172ZM180 184V183H179ZM178 184V185H179ZM199 185H200V182L198 183ZM122 185V184H121ZM143 185V186H144ZM175 185V184H174ZM173 185V187L175 188V186ZM178 185H176V188L175 189H177V188H179L180 187V185L178 186ZM135 186H137V185H135ZM142 185H141V187H143ZM152 186V187H153ZM178 186V187H177ZM198 186V185H197ZM203 185H200V189H202L201 187H202ZM139 187V186H138ZM140 187V188H141ZM146 187H144L145 189H147ZM159 187V189H161ZM204 187V186H203ZM118 188V187H117ZM122 188V187H121ZM143 188V189H144ZM149 189H151V187L149 186L148 187ZM168 188V189H169ZM173 188V189H174ZM182 188V187H181ZM199 188V187H198ZM21 189V188H20ZM32 189V188H31ZM34 189V188H33ZM42 189V188H41ZM149 189H147L148 190V192L149 191H152V190H149ZM153 189L155 190V189H157L156 187H153ZM158 189V190H159ZM22 190V189H21ZM24 190H23V192H24ZM28 190V189H27ZM61 190H63V189H61ZM114 191H115V189H113ZM138 190V189H137ZM136 190V191H137ZM153 190V191H154ZM165 190V189H164ZM178 190H180V188L178 189ZM43 191V190H42ZM59 191V192H58ZM120 191H122V189L120 190ZM120 191H116V192H119V194L121 193ZM141 191H142V189H141ZM161 191V190H160ZM175 191V190H174ZM22 192V191H21ZM27 192V191H26ZM116 192H114V194L116 193ZM143 192V191H142ZM141 192V193H142ZM158 192V191H157ZM155 193V191H154V193L155 194H158V195H156V197L157 196H159V193H161V192H159V193ZM200 192V191H199ZM228 192V191H227ZM226 192V194L228 195L229 193H227ZM230 192V191H229ZM48 193V194H49ZM110 193V192H109ZM108 193V194H109ZM144 193V192H143ZM142 193V194H143ZM146 193V192H145ZM165 193V191L163 192V194ZM170 193V192H169ZM176 192L174 193L175 195L177 194ZM24 194V193H23ZM23 194H21L20 196H21V198L23 197L24 198V196H22ZM30 194V193H29ZM28 194V195H29ZM61 194H62V191H61ZM118 194V193H117ZM162 194V193H161ZM162 194V195H163ZM168 194V193H167ZM193 194V195H192ZM199 194V193H198ZM27 195V196H28ZM45 195V194H44ZM138 195V194H137ZM151 197H152V194H149ZM162 195H161V197H162ZM171 195V194H170ZM172 195H173V193H172ZM196 195V194H195ZM230 195V194H229ZM47 196V195H46ZM142 196V195H141ZM143 196H148V193H147V195L146 194H144ZM155 196V195H154ZM192 196H194V198L192 199V201L190 202V200L189 199H191L192 198ZM51 197V196H50ZM58 197H59V195H58ZM136 197V196H135ZM137 197H140V195L139 196H137ZM136 197V198H137ZM149 197V196H148ZM156 197H154V198H156ZM161 197H159V199L161 198ZM169 197V196H168ZM175 197L176 196H174V197H172V199L174 198L175 199ZM197 197V196H196ZM225 197V196H224ZM227 197H229V196H227ZM43 198V197H42ZM45 198V197H44ZM53 198L52 199H50V200H53ZM114 198H115V196H114ZM116 198H118V197H116ZM177 198V197H176ZM223 198V197H222ZM230 198H232V197H230ZM230 198H227V200L225 201L226 203H222V205H221V207L223 208L226 204L228 205V204H230L229 202H230ZM28 199V198H27ZM35 199V198H34ZM47 199V198H46ZM48 199V200H49ZM107 199H109V197H107L106 198V201H107ZM133 199V198H132ZM138 199V201H141L142 199H143V197H142V199L141 200H139L140 198H137ZM144 199H146L145 197H144ZM144 199H143V201H144ZM150 199H152V201H154V199H153V197L152 198H150ZM197 199H198V197H197ZM223 199V200H224ZM230 199V200H229ZM38 200V199H37ZM36 200V202H39V201H37ZM156 200H158V198H156ZM161 200V199H160ZM176 200V199H175ZM229 200V201H228ZM27 201H29V200H27ZM57 201H58V199H57ZM105 201V202H106ZM108 201H110V199L108 200ZM116 201H121V200H116ZM115 201V203H117ZM142 201V202H143ZM151 200H149V202H150ZM151 201V203H149V205L152 207V202ZM198 201V200H197ZM222 201V200H221ZM228 201V202H227ZM23 202H25V201H23ZM22 202V203H23ZM33 202V201H32ZM35 202V203H36ZM42 202H45V201H43L42 200ZM41 202V203H42ZM50 202V201H49ZM53 202V201H52ZM56 202V201H55ZM54 202V204H58V203H55ZM103 202V201H102ZM110 202H112V201H110ZM110 202H109V204H110ZM155 202V201H154ZM196 202V201H195ZM218 202L220 203V201L218 200ZM26 203V202H25ZM34 203V202H33ZM101 202H99V204H100ZM114 203V204H115ZM146 203V201L144 202V204ZM156 203H157V201H156ZM166 203V202H165ZM164 203V204H165ZM218 203V204H219ZM27 204L29 205V202H27ZM37 204V203H36ZM108 204V203H107ZM111 204H113V203H111ZM110 204V205H111ZM114 204H113V207H115L114 206ZM141 204V203H140ZM143 204V203H142ZM141 204V205H142ZM143 204V205H144ZM158 204H160V203H158ZM168 204V203H167ZM172 204H174V207H175V203L173 202ZM171 204V205H172ZM223 204H225L224 206H223ZM26 205V204H25ZM38 205V204H37ZM50 205V204H49ZM52 205H53V203H52ZM104 205V206H103ZM119 206H120V204H118ZM117 205V206H118ZM132 206H130V207H133L134 206V204H131ZM141 205H138V207L140 208V209H143L142 207H141ZM142 205V206H143ZM145 205H147V204H145ZM169 205V204H168ZM171 205L169 206V207H171ZM191 205H192V203H191ZM195 205V203L192 205V206H190V204H189V206L188 207H193ZM217 205V204H216ZM226 205V206H227ZM30 206H31V203H30ZM29 206V207H30ZM42 206V205H41ZM44 206H46V205H43V207ZM118 206V207H119ZM225 206V207H226ZM47 207V206H46ZM98 207V208H97ZM110 207V206H109ZM112 207V206H111ZM110 207V208H111ZM137 207V208H138ZM144 207V206H143ZM147 207V206H146ZM168 207V206H167ZM49 208V207H48ZM107 208V207H106ZM120 208V207H119ZM135 206L133 207V208H131V210H132V213L133 214H135L136 215V213H135ZM148 208H150V207H147V209ZM191 208L190 209H188V210H190L191 211ZM221 208V210H223L224 209V212L223 211H219L218 210V212L220 213H218V215H215L214 214V211H213V214L215 215L214 217H216V218H218V220L219 219H222V216H224V213L227 211V209H228V206H227V209L226 208H223L222 209ZM30 209V208H29ZM46 209V208H45ZM45 209H43V210H45ZM52 209V208H51ZM92 209V208H91ZM94 209V208H93ZM108 209V208H107ZM114 209V208H113ZM130 209V208H129ZM128 209V210H129ZM134 209V210H133ZM144 209H145V207H144ZM143 209V210H144ZM215 209V208H214ZM219 209H220V207H219ZM26 210H27V208H26ZM42 210V209H41ZM103 211H104V209H102ZM118 210V209H117ZM127 210V211H128ZM130 210V211H131ZM187 210V211H188ZM29 212H30V210H28ZM46 211V210H45ZM45 211L43 212V213H45ZM95 211V210H94ZM105 211H106V209H105ZM114 211V210H113ZM112 211V212H113ZM134 211V212H133ZM138 211V210H137ZM148 212V210H145V211H143V212ZM172 211H170V212H172ZM185 211H186V209H185ZM184 211V212H185ZM232 211V210H231ZM29 212H27V213H29ZM35 209H34V207H32L31 208V214H32V216H36V214H35ZM95 212H97V211H95ZM106 212H108V211H106ZM105 212V213H106ZM111 212V213H112ZM146 212V213H147ZM184 212H182V213H184ZM221 212H222V214H221ZM26 212H25V214H27ZM37 213V212H36ZM101 213V212H100ZM108 213H110V212H108ZM118 213V212H117ZM159 213V212H158ZM186 213V215H187V213L188 212H185ZM211 213V212H210ZM31 214H29V215H31ZM34 214V215H33ZM40 214V213H39ZM39 214H37V216H39ZM42 214V213H41ZM40 214V216H43L44 217V215L46 214H44V215H41ZM99 214V213H98ZM128 214H129V212H128ZM127 214V215H128ZM172 213H170V215H168V216H172L171 215ZM217 214V213H216ZM48 215V214H47ZM117 215V214H116ZM132 215V214H131ZM138 215V214H137ZM146 215V214H145ZM209 215V214H208ZM212 214H210L209 216H211ZM222 215V216H221ZM28 216V215H27ZM36 216V217H37ZM46 216V215H45ZM48 216V217H49ZM173 216H172V218H173ZM184 216H185V214H184ZM218 216V217H217ZM225 216H226V214H225ZM29 217V216H28ZM97 217H98V215H97ZM111 218H113L112 217V214H111V216H110ZM132 217V216H131ZM136 217V216H135ZM148 217V216H147ZM212 217V216H211ZM221 217V218H220ZM39 218H41V217H39ZM45 219H46V217H44ZM106 218V217H105ZM120 218H122V217H120ZM126 218V217H125ZM143 218V217H142ZM144 218H145V216H144ZM143 218V219H144ZM149 219H150V216L148 217ZM175 218V219H176ZM209 218V217H208ZM215 218V220L214 221H216L215 223H214V221L212 222V224H211V221L214 219V218H212V220L210 221V225L212 226H215V225H218V224H216L217 223V219ZM36 219H38V218H36ZM35 219V220H36ZM47 219V220H48ZM110 219V218H109ZM108 219V220H109ZM115 219H116V217H115ZM119 219V218H118ZM135 219V218H134ZM141 218H139V219H137L138 220V222L140 223V220ZM142 219V220H143ZM146 219V218H145ZM174 219V218H173ZM176 219V220H177ZM183 218H181V220H182ZM206 219V218H205ZM29 220L31 221L32 219H30V217H29ZM34 220V219H33ZM40 220V219H39ZM101 220V219H100ZM113 220V219H112ZM124 220H126V219H124ZM136 220V219H135ZM134 220V221H135ZM137 220L135 221V222H137ZM171 220V219H170ZM207 220L208 219H206L205 220V223L207 222ZM42 221H43V219H42ZM44 221H46V220H44ZM102 221V220H101ZM107 221V220H106ZM146 220H143V221H141V222H145ZM149 221V220H148ZM172 221V220H171ZM170 221V222H171ZM175 221V220H174ZM209 221V220H208ZM41 222V221H40ZM114 222H116V221H114ZM137 222V227H138V225H139V223ZM156 222V221H155ZM167 222V221H166ZM177 222V221H176ZM203 222H204V220H203ZM36 223V222H35ZM43 223V222H42ZM47 223V222H46ZM67 223V222H66ZM106 223V222H105ZM119 223H121V222H119ZM167 223H169V221L167 222ZM178 224H179V222H177ZM177 223H172V225H174V224H177ZM182 223V222H181ZM205 223H203V225L205 224ZM215 225H214V224ZM44 224V223H43ZM102 224H103V222H102ZM109 224H110V222H109ZM116 224V223H115ZM122 224V223H121ZM121 224H120V226H121ZM123 224H124V222H123ZM122 224V225H123ZM125 224H128V222L126 223L125 222ZM145 224V223H144ZM143 223L142 224H140L141 225V228L143 227V225H144ZM165 224V223H164ZM163 224V226H165V225H167V224H165L164 225ZM177 224V225H178ZM36 225V224H35ZM47 225V224H46ZM70 225V224H69ZM146 225V224H145ZM158 225V224H157ZM169 225V224H168ZM168 225L167 226H165V229H166V227L168 228ZM170 225H171V223H170ZM169 225V229H170V226ZM176 225V226H177ZM179 225H181V224H179ZM178 225V228H180V226ZM202 225V224H201ZM206 225V224H205ZM208 225V224H207ZM210 225H208L207 227L206 226H203V227H205V228H203L204 230V234H202V237H201V239H200V243H202V242H204L205 244H208V237H210V233L209 232H211L212 233V231H213V226H212V228H209V229H211L210 231H208L209 229H208V227H211ZM34 226V225H33ZM38 226H39V224H38ZM45 226V225H44ZM51 226H49V227H51ZM74 226V227H75ZM116 226V225H115ZM118 226L119 227V230L120 229H123V227L125 228L126 227V225L125 226ZM127 226H129V225H127ZM175 226V225H174ZM173 226V227H174ZM175 226V227H176ZM108 227V226H107ZM117 227V226H116ZM146 227V226H145ZM41 228H45V227H41ZM52 228V227H51ZM102 228H103V226H102ZM127 228V227H126ZM129 228H131V225H130V227ZM129 228H127V229H129ZM133 228V227H132ZM140 228V226L136 229V231H138V229H140V232L141 231H144L146 228H144V229H141ZM160 228H161V226H160ZM163 228V227H162ZM161 228V229H162ZM208 230H207V229ZM40 229V228H39ZM42 229V230H43ZM75 229V228H74ZM105 229V228H104ZM107 229V228H106ZM105 229V230H106ZM172 229V228H171ZM170 229V230H171ZM175 229V228H174ZM101 230V229H100ZM133 230H135V229H133ZM148 230V229H147ZM146 230V231H147ZM160 230V229H159ZM167 230V229H166ZM201 230V229H200ZM208 232V236L206 235V231ZM76 231V230H75ZM111 231V230H110ZM113 231H115L114 230V227H113V230L111 231V232H113ZM117 231V230H116ZM115 231V232H116ZM120 231H122V230H120ZM124 231H127V230H124ZM169 231V230H168ZM171 231H173V230H171ZM170 231V232H171ZM105 232V231H104ZM107 232H109V230H107ZM118 232V231H117ZM130 231H128V233H129ZM135 232V231H134ZM139 232V231H138ZM145 232V231H144ZM144 232H142V236L144 235V237H146V239H147V235L145 236V234H143ZM161 232V231H160ZM162 232H164L165 233V231L164 230H162ZM161 232V233H162ZM174 232H175V230H174ZM73 233H75V232H73ZM110 233V232H109ZM126 233V232H125ZM125 233L123 234V235H125ZM145 233H147V232H145ZM161 233L159 234V233H156V236H157V234H159L158 235V237H162V236H160L161 235ZM164 233H162V235L164 234ZM217 233V232H216ZM72 234V233H71ZM112 235L114 234V232L113 233H111ZM110 234V235H111ZM119 234V233H118ZM121 234V233H120ZM147 234H150V233H147ZM166 234V233H165ZM169 233H167V235H168ZM171 234V233H170ZM169 234V235H170ZM76 235V234H75ZM109 235V234H108ZM107 235V236H108ZM115 235V234H114ZM113 235V237H115L116 238V236H118V235H116V236H114ZM139 235V234H138ZM155 235V234H154ZM152 236V237H155L156 238V236ZM205 235H206V238H204L205 237ZM59 236V235H58ZM105 236V235H104ZM119 236H121V235H119ZM118 236V237H119ZM131 236V235H130ZM133 236V235H132ZM140 236H141V233H140ZM166 236V235H165ZM165 236H163V237H165ZM214 236V235H213ZM122 237V236H121ZM127 237V236H126ZM148 237H150V238H152L151 237V235H149ZM157 237V238H158ZM162 237V238H163ZM168 237V236H167ZM170 237V236H169ZM70 238H72V236L70 237ZM73 238V239H74ZM109 238V237H108ZM107 238V239H108ZM110 238H111V236H110ZM134 237H132V239H133ZM137 238H139V237H137ZM141 238H143V237H141ZM154 238V240H156ZM162 238H161V240H162ZM171 238V237H170ZM114 239V238H113ZM129 239V238H128ZM144 239V238H143ZM153 239V238H152ZM151 239V240H152ZM159 239V238H158ZM157 239V240H158ZM169 239V238H168ZM197 239V238H196ZM206 240V241H203V240ZM121 240V239H120ZM124 240H125V238H124ZM130 240V239H129ZM138 240V239H137ZM137 240L135 241V239H134V241H130V242H137ZM139 240H141V239H139ZM164 240V239H163ZM165 240H166V238H165ZM170 240V239H169ZM202 240V241H201ZM112 241V240H111ZM114 241V240H113ZM122 241H123V239H122ZM126 241V240H125ZM145 241H147V240H145ZM148 241H150V240H148ZM153 241V240H152ZM197 241V240H196ZM118 242V241H117ZM121 242V241H120ZM140 242H142V241H140ZM139 242V243H140ZM144 242V241H143ZM207 242V243H206ZM107 243V242H106ZM119 243V242H118ZM150 243V245H151V242H149ZM154 243V242H153ZM157 245H158V243L157 242H155ZM69 244V243H68ZM101 244V243H100ZM109 244H110V241H109ZM121 244H122V242H121ZM124 244V243H123ZM127 244V243H126ZM132 244V243H131ZM136 243H134V244H132V246L133 245H135ZM155 244V245H156ZM162 242H161V246H162ZM165 244H166V241H165ZM46 245V244H45ZM70 245V244H69ZM114 245H117V244H114ZM118 245H120V243L118 244ZM118 245H117V250H119L118 249ZM128 245V244H127ZM137 245V244H136ZM159 245H160V240H159ZM102 246V245H101ZM129 246V245H128ZM128 246H125V245H123V248L125 247V249H126V247L129 249L130 247H128ZM153 246V245H152ZM201 246H204V245H201V244H199V248H202ZM45 247V248H46ZM111 246H109V248H110ZM113 247V246H112ZM120 247V246H119ZM134 247H136V246H134ZM133 247V248H134ZM147 248L149 247V246H146ZM158 247V246H157ZM163 247H165V245L163 246ZM205 247H207L206 245H205ZM205 247H203V249L205 248ZM101 247H99V249H100ZM102 248H103V246H102ZM101 248V249H102ZM122 248V251L124 250ZM132 248V247H131ZM137 248V247H136ZM153 248H154V246H153ZM161 248L162 247H160L159 249L161 250ZM100 249V250H101ZM104 249V248H103ZM106 249H108V247L106 248ZM106 249H105V251H106ZM115 249V250H116ZM144 249H146L145 247H144ZM152 249V248H151ZM159 249L157 250L158 252H159ZM47 250V249H46ZM117 250L115 251V252H117ZM120 250H121V248H120ZM120 250H119V252L118 253H120ZM127 250V249H126ZM139 250V249H138ZM149 250H150V248H149ZM153 250V249H152ZM155 250V249H154ZM104 251V252H105ZM112 251H113V249H112ZM128 251H130V249L128 250ZM136 251V250H135ZM134 251V252H135ZM140 251V250H139ZM143 251V250H142ZM145 251V250H144ZM147 251V250H146ZM146 251H145V253H146ZM103 252V251H102ZM108 252V251H107ZM114 252V251H113ZM112 252V253H113ZM125 251H123V254H125L124 253ZM134 252H133V254H134ZM156 252V251H155ZM109 253V252H108ZM110 253H111V251H110ZM129 253V252H128ZM141 253V252H140ZM150 253V252H149ZM73 254H71V255H73ZM121 254H122V252H121ZM127 254V253H126ZM125 254V255H126ZM130 254V253H129ZM132 254V255H133ZM136 254H139V253H135L134 255H136ZM152 255H153V253H151ZM107 255V254H106ZM118 255V254H117ZM132 255L129 257V258H131L132 257ZM141 255H142V253H141ZM140 255V256H141ZM150 254H148V256H149ZM103 256H105V255H103ZM114 256H115V254H114ZM120 256V255H119ZM137 256V255H136ZM199 256H200V254H199ZM144 257L146 258L147 256H145L144 255ZM151 257V256H150ZM150 257H148V258H150ZM195 257H196V255H195ZM201 257V256H200ZM200 257H198V258H196V259H199L200 260ZM102 258V257H101ZM100 258V259H101ZM105 258V257H104ZM114 258V257H113ZM112 258V259H113ZM138 258V257H137ZM141 258L142 259H145V258H143V256H141ZM148 258H146V260L148 261L149 259ZM122 259V258H121ZM121 259H119V260H121ZM132 259V258H131ZM135 259V258H134ZM134 259H132L131 261H134ZM140 259V258H139ZM71 260H72V257H71ZM74 260V259H73ZM106 259H104L103 260V258H102V261H105ZM114 260V259H113ZM122 260H124V258L122 259ZM126 260H127V258H126ZM130 260V259H129ZM128 260V261H129ZM141 260V259H140ZM146 260H144L143 262L145 263V261ZM198 260V261H199ZM137 261V260H136ZM101 262V261H100ZM110 262V261H109ZM109 262H107V263H109ZM124 262H125V260H124ZM130 262V261H129ZM140 262H142V260L140 261ZM139 262V263H140ZM76 263V262H75ZM102 263H104V262H102ZM118 263V262H117ZM116 262H115V264H117ZM121 263V262H120ZM134 263H136L135 261H134ZM138 263V262H137ZM101 264V263H100ZM110 264H112V263H110ZM126 264V263H125ZM141 264V263H140Z\"/></svg>","mask_w":264,"mask_h":264}]
</instances>
